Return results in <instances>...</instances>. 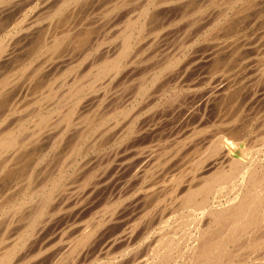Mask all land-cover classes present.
Here are the masks:
<instances>
[{
    "label": "bare ground",
    "instance_id": "1",
    "mask_svg": "<svg viewBox=\"0 0 264 264\" xmlns=\"http://www.w3.org/2000/svg\"><path fill=\"white\" fill-rule=\"evenodd\" d=\"M12 1V0H11ZM14 1V0H13ZM27 1L29 0H19L18 3H22L21 5H24V2L27 3ZM45 1V0H44ZM47 2L45 3L46 5H44L43 7L46 8V9H51L50 7V2L52 0H46ZM50 1V2H49ZM77 1H80V0H53L51 3L53 4V7L56 6V9H54L55 11L57 10L60 11L62 10L64 7L68 6L70 3H74L75 7H76V4L79 2ZM83 1V0H82ZM90 1V0H89ZM95 1V0H94ZM124 2V0H121ZM129 1V0H128ZM137 1V0H136ZM150 1V0H149ZM148 1V2H149ZM155 1V0H154ZM184 1V3L182 2ZM197 1V0H196ZM199 1V0H198ZM197 1V2H198ZM220 2H222L223 0H219ZM226 1L227 0H224V4H226ZM238 0H231L229 2V6L232 5V3L234 2H237ZM243 1V0H242ZM6 2L5 0H0V16L2 14H4L3 12H6L7 10L9 11L10 9V5L11 4H7L8 2H10L9 0H7V3H4ZM14 1V5H17L18 3ZM39 2V1H38ZM42 2V1H41ZM77 2V3H75ZM92 2V0H91ZM100 2V1H99ZM132 2V1H130ZM129 2V3H130ZM135 2V1H134ZM153 2V1H152ZM206 2V1H205ZM204 2V3H205ZM216 0H214V4H215ZM218 2V0H217ZM13 3V2H11ZM29 3V2H28ZM33 3V2H32ZM43 3V2H42ZM107 3V2H106ZM116 3V2H115ZM114 3V5H116ZM133 3V2H132ZM131 3V4H132ZM136 3V2H135ZM200 6L202 5L203 1L200 2ZM207 5H208V0H207ZM213 3V2H212ZM211 3V4H212ZM223 3V2H222ZM240 3V2H239ZM243 6L241 9L238 10V12H236L237 16H234V15H231L228 16L229 18H235V19H232L230 22L229 20H226V22H228V26H226V31H224L225 33H229L232 36L231 37H226L227 39H230V40H226L225 39H221L222 41H220L219 39L217 40L216 43L213 44L212 47H209L207 48V52H205V56L203 59H201V61L205 62V63H210V65H212L210 68L206 69V71L204 72V75L206 76V80L204 79V81H208V82H213L212 85L216 84L217 85H214L216 88L218 86V89H214V91H209V93L212 92L211 94V97H210V100L211 99H216L217 97H219L218 100H220V103L223 104L224 102H227V103H230V107H232V109L235 111L237 109V111L240 112V109L239 108H243L242 109V112L243 110L245 109L246 110V116L249 118V121L250 120H256L257 118V114H258V108H257V105H256V98H259V96L257 97L258 93H260V98L261 96L264 97V0H247V1H243ZM112 4V3H111ZM121 4V3H120ZM120 4H119V8H120ZM189 4H195V1L194 0H156L155 3L153 2L152 5L149 6V8H151L152 6H156V7H160L162 9V7H164L165 10H173L174 8L177 9L178 6L179 8H186V11L187 9H189L188 5ZM197 6L199 3H196ZM219 4V3H218ZM13 5V4H12ZM28 5V4H27ZM38 5V4H37ZM42 5V4H41ZM71 5V4H70ZM103 5V4H102ZM110 5V4H109ZM123 5V3H122ZM127 5V4H126ZM191 5V6H192ZM221 5V3H220ZM235 5V4H234ZM25 6V5H24ZM104 6V5H103ZM108 6V5H107ZM155 6L153 7V9L155 8ZM174 8H173V7ZM196 6V5H195ZM196 6V7H197ZM199 6V7H200ZM204 6V4L202 5V7ZM216 6V5H215ZM223 6V5H222ZM236 6V5H235ZM235 6H232L234 7L235 9L237 7ZM239 6V5H238ZM83 7V6H82ZM92 7V5L90 6ZM106 7V6H105ZM123 7V6H122ZM172 7V9H171ZM194 7V6H192ZM42 8V9H44ZM116 8V7H115ZM143 8V7H142ZM178 8V9H179ZM184 8V9H185ZM219 8V7H218ZM222 7H220L221 9ZM21 9V8H20ZM51 9V10H53ZM112 9V8H111ZM118 9V8H116ZM115 9V10H116ZM141 9V8H140ZM139 9V11H140ZM158 9V8H157ZM156 9V10H157ZM174 9V10H175ZM177 9V12H179L178 14L179 15H176L175 17H173L172 19L174 20V18H177L179 17L181 14L182 15H185L186 14V11L182 12L180 14V11ZM183 9V10H184ZM199 9V8H198ZM223 9V8H222ZM221 9V11H223ZM229 9V8H228ZM231 9V8H230ZM233 9V8H232ZM231 9V10H232ZM234 9V11H235ZM13 10V9H12ZM51 10H48V11H51ZM71 11V9H69ZM114 10V11H115ZM120 10V9H119ZM134 10V9H133ZM144 10H145V13H144ZM148 6H146V9L144 7L143 9V12H141L140 14L142 15L143 13L145 14V16L142 15V17H146L149 16L150 18L149 19V23H147V20L145 22V19H142L143 22L147 23L148 25L153 22V20L156 18V16L152 15L151 13H153V11H149L150 13L149 14H146V12H148ZM154 10V13L155 11ZM173 10V12H174ZM190 11L187 12L190 13L191 12V8L189 9ZM202 10V9H201ZM16 11V10H15ZM21 11V10H20ZM44 11V10H43ZM42 11V12H43ZM74 11V10H73ZM104 11V10H103ZM106 11V10H105ZM113 11V12H114ZM129 11V9H128ZM160 10H157L156 12H158ZM163 11V10H161ZM182 11V10H181ZM213 11V10H211ZM233 11V10H232ZM13 12V11H12ZM52 12V11H51ZM50 12V13H51ZM66 12V11H65ZM84 12V11H83ZM86 12V11H85ZM88 12V11H87ZM102 12V11H101ZM100 12V13H101ZM111 12V11H110ZM136 12V11H135ZM172 12V11H171ZM170 12V13H171ZM172 12V13H173ZM201 12V11H200ZM204 11H202L201 13L203 14ZM210 12V11H209ZM220 12V11H219ZM219 12H210V13H214L215 15V18L216 20L218 19V15L217 13L219 14ZM224 12V11H223ZM221 12V14L223 13ZM47 13V11H46ZM54 13V11H53ZM52 13V14H53ZM68 13H71V12H68ZM77 13V12H76ZM117 13V12H116ZM159 13V12H158ZM158 13H155L156 15ZM176 13V12H175ZM197 13V12H196ZM199 13V15L201 14ZM210 13H209V17H210ZM229 13V12H228ZM41 14V13H40ZM39 14V15H40ZM45 14V13H44ZM49 14V13H48ZM56 14V12L54 13V15ZM60 14V13H59ZM65 14V13H63ZM72 14V13H71ZM112 14V13H110ZM130 14V13H129ZM138 14V15H140ZM169 14V13H168ZM177 14V13H176ZM192 14V13H191ZM190 14V15H191ZM220 14V15H221ZM12 15V14H11ZM57 15V14H56ZM69 15V14H68ZM78 15V14H77ZM84 15V14H83ZM109 15V14H106V16ZM117 15V14H115ZM121 15V13H120ZM173 15V14H172ZM175 15V14H174ZM208 15V14H207ZM217 15V17H216ZM41 16V15H40ZM40 16H38V18L40 19ZM50 16V15H49ZM62 16V15H61ZM76 16V14H75ZM79 16V15H78ZM95 16V15H94ZM105 16V17H106ZM127 16V15H126ZM170 16V14H169ZM188 16V15H187ZM192 16V15H191ZM189 16V18L191 17ZM195 17L198 16V13L196 15H194ZM213 16V14H212ZM223 16V14H222ZM3 17V15L1 16ZM56 17H59V16H56ZM55 17V18H56ZM69 16H67L68 18ZM104 17V16H103ZM131 16H129L130 18ZM138 17V16H137ZM136 17V18H137ZM161 17V15H160ZM193 17V16H192ZM195 17L191 18V19H186L185 20V17H184V20L185 22L187 21V24H186V27L189 26L190 24H192V22L194 21L195 22V25L196 22L199 21V19L201 18L199 16V18L196 17V20H195ZM224 17V16H223ZM8 18V17H7ZM44 18V16H43ZM54 18V17H53ZM79 18V17H78ZM108 18V17H107ZM123 18H127V17H123ZM163 18V17H162ZM165 18V17H164ZM163 18V19H164ZM171 17H167V19H169ZM182 18V17H181ZM203 19L207 18V16L205 17H202ZM213 20H214V17H212ZM20 19V18H19ZM37 19V18H36ZM71 19V18H69ZM73 19V18H72ZM77 19V18H76ZM110 19V18H109ZM139 19V17H138ZM209 18H207V21H208ZM14 20V19H13ZM47 20V19H46ZM54 20V19H53ZM62 20V19H61ZM137 21V19H135ZM140 20V21H141ZM171 19H169L170 21ZM183 20V19H182ZM201 20V19H200ZM211 21H213L212 19H209L208 23ZM215 20V21H216ZM224 20V18L222 19ZM4 21V19H3ZM38 20L34 21L35 23L32 25V23L30 24L31 27H29L28 25V29L26 30H23V32L20 34V32H18L20 35L17 37V38H13V39H10V37H8L10 40L9 41H6L4 40L2 37L0 38V63L4 64L5 62H10L14 57H15V54H17V52L21 50V48H25V46L27 45V43H29L28 41H31L32 39V36L37 33V39H38V43H40V28H37V25L36 22ZM45 21V20H44ZM77 21V20H76ZM81 21V20H80ZM93 21V19H92ZM108 21V20H106ZM110 21V20H109ZM108 21V23H109ZM113 21V20H112ZM122 21V20H121ZM159 22L158 19H156V22ZM178 21V20H177ZM8 22V21H7ZM10 22V20H9ZM99 22V21H98ZM131 22V21H130ZM128 22V23H130ZM168 22V21H167ZM183 22V21H182ZM183 22V23H185ZM189 22V23H188ZM202 26H204L202 23V21H200ZM204 22V20H203ZM222 22V21H221ZM49 23V22H48ZM52 23V21H51ZM59 23V22H58ZM67 23V22H66ZM77 23V22H76ZM114 23V22H113ZM127 23V22H126ZM135 21L130 23V28L129 31L127 30V32L125 31L123 37H122V42L119 43V45L121 47L117 48V53L115 52L116 56L114 55V58H116L115 60H106L105 63H103L104 65L101 67V71H99V73L96 75V78H93V79H97V77H99L102 73H106V71L108 69H114L113 72H115V69H119L120 65H121V62H122V59L125 58V56L128 54L129 50L131 51V44L133 41H135V39L133 40V38L135 37V35H133V26L135 25ZM138 23L140 24V22L138 21ZM207 23V22H205ZM215 23V22H214ZM224 23V21H223ZM64 24V23H63ZM72 24V23H71ZM118 24V23H117ZM137 24V23H136ZM143 26L141 25V27L139 26V29L137 30L138 33H140L141 31H143V27L145 29V24L142 23ZM157 24H160V27H161V23H157ZM178 24V22H177ZM176 24V25H177ZM194 24V23H193ZM211 24V23H210ZM1 25V24H0ZM4 25V24H3ZM48 26H50V23L47 24ZM55 25V24H54ZM69 25V24H68ZM79 25H81L79 23ZM90 25V24H89ZM98 25V24H97ZM96 25V26H97ZM105 25V24H104ZM103 25V27H104ZM151 25V24H150ZM150 25L148 27H150ZM163 25V24H162ZM167 25V24H166ZM200 25V24H199ZM10 26V25H9ZM74 26V25H73ZM76 26V25H75ZM118 26V25H117ZM121 26V25H120ZM128 28H129V25L127 24ZM137 26V27H138ZM157 26V25H154V27ZM175 27V25H173ZM191 26V25H190ZM214 26V25H213ZM2 27V26H1ZM56 27V25H55ZM63 29H64V26H62ZM61 27V28H62ZM69 27V26H68ZM77 27V26H76ZM85 27V25H84ZM101 27V26H100ZM108 27V26H107ZM116 27V25H115ZM135 27V26H134ZM205 27V26H204ZM57 28V27H56ZM60 28V29H61ZM73 28V27H72ZM171 28V27H170ZM177 28V27H176ZM198 28V27H197ZM201 28V27H200ZM42 29V28H41ZM45 29V28H44ZM66 29V28H65ZM80 29V28H79ZM89 29V28H88ZM102 29V27H101ZM100 29V30H101ZM149 29V28H148ZM146 29V31L148 30ZM156 29V28H155ZM159 29V28H158ZM158 29H156V31H158ZM161 30L164 29V28H160ZM174 29V28H172ZM185 29V28H184ZM220 29V28H219ZM225 29V28H224ZM50 30V29H49ZM62 30V29H61ZM69 30V29H67ZM66 30V32H67ZM74 30V29H73ZM77 30V29H76ZM97 30V29H96ZM117 30V29H116ZM169 30V29H168ZM8 31V30H7ZM20 31V30H19ZM44 31V30H43ZM53 31V30H52ZM91 31V30H90ZM90 31L87 32V29L83 32H76L73 36V38L71 39L70 37V34L69 37L71 39L70 40H66V41H70L71 42V45L73 47V45L75 47H79V46H82V45H85L88 40L90 38H88L90 36ZM109 31H111L109 29ZM119 31H121L119 29ZM136 31V30H135ZM151 31V30H150ZM154 31V30H153ZM160 31V30H159ZM170 31V30H169ZM172 31V30H171ZM180 31V30H179ZM222 31V30H221ZM220 30L217 31V33L221 32ZM9 32V31H8ZM47 32V31H46ZM50 32V31H48ZM58 32V31H57ZM65 32V33H66ZM122 32V31H121ZM144 32V31H143ZM149 32V31H148ZM173 32V31H172ZM184 32V31H183ZM189 32H190V29H189ZM205 32V31H204ZM210 32V31H208ZM10 33V32H9ZM14 33V32H13ZM60 33V32H59ZM62 33V32H61ZM120 33V32H119ZM162 33V32H161ZM160 33V34H161ZM193 33V32H192ZM17 34V33H16ZM42 34V32H41ZM48 36H52L50 35L49 33H47ZM57 34V33H55ZM102 34V33H101ZM136 34V33H134ZM143 34V33H142ZM177 34V33H176ZM228 34V35H229ZM11 35V34H10ZM40 35V37H39ZM43 35V34H42ZM46 36V34H44ZM58 35V34H57ZM55 35V36H57ZM60 35V34H59ZM58 35V36H59ZM67 35V37H68ZM117 35V34H116ZM115 35V36H116ZM137 35V34H136ZM184 35V34H183ZM194 35V34H193ZM225 35V34H223ZM226 35V36H228ZM230 35V36H231ZM9 36V34H8ZM62 36V34H61ZM60 36V37H61ZM64 38H67L65 35H63ZM62 36V37H63ZM101 36V35H99ZM134 36V37H133ZM155 36V35H154ZM182 36V35H181ZM189 36V35H188ZM205 36V35H204ZM7 37V36H6ZM68 37V38H69ZM140 37V36H139ZM166 37V36H165ZM178 37V36H177ZM214 37V36H213ZM44 39H46L45 37H43ZM53 38V36H52ZM59 37H55L54 39V42L53 45H52V49H54L55 51H57L59 49V47H61V42H58V39ZM99 38V37H98ZM102 38V36H101ZM111 38V37H110ZM145 38V37H144ZM150 38V37H149ZM152 38V37H151ZM154 38V37H153ZM157 38V37H156ZM174 38V37H173ZM208 38V37H207ZM206 38V39H207ZM30 39V40H29ZM43 39V40H44ZM50 39V37L48 38ZM192 39V38H191ZM189 39V40H191ZM205 39V38H204ZM41 40V41H43ZM51 40V39H50ZM64 40V39H63ZM62 40V42H63ZM65 40H64V45H65ZM151 40V39H150ZM155 41V38L153 39ZM166 40V39H165ZM193 40V39H192ZM225 42H224V41ZM48 41V40H47ZM60 41V40H59ZM143 41V40H142ZM145 41V40H144ZM188 41V40H187ZM220 41V42H218ZM33 42V41H32ZM45 43V41H43ZM42 42V43H43ZM98 42V41H97ZM100 42V41H99ZM116 42V41H115ZM141 42V41H140ZM146 42V41H145ZM167 42V41H166ZM174 42V41H173ZM193 42V41H192ZM34 43V42H33ZM36 43V41H35ZM43 43V44H44ZM69 43V42H67ZM103 43V42H102ZM109 44V42H107ZM111 43H113L111 41ZM117 43V42H116ZM147 43V42H146ZM37 44V43H36ZM49 44V45H50ZM101 44V43H99ZM143 44V43H142ZM159 44V43H157ZM173 44V43H172ZM32 45V43H31ZM41 43L38 45L39 48H41L42 46H40ZM48 45V44H47ZM51 45L49 46V48L51 47ZM87 45V44H86ZM98 45V44H97ZM111 45V44H110ZM109 45V47H110ZM144 45V44H143ZM147 45V44H146ZM145 45V46H146ZM149 45V44H148ZM152 45V44H151ZM30 47V45H28ZM35 46V45H34ZM44 46V45H43ZM92 46V45H91ZM113 46V45H112ZM116 45H114L115 47ZM138 46V45H137ZM176 46V45H175ZM47 47V46H46ZM90 47V46H89ZM95 47V46H94ZM100 47V46H99ZM142 47V46H141ZM148 47V46H147ZM150 47V46H149ZM154 47V46H153ZM185 47V46H184ZM183 47V48H184ZM28 48V47H26ZM39 48H37L39 50ZM48 48V47H47ZM48 48V50H49ZM97 48V47H96ZM106 48V47H105ZM139 48V47H138ZM111 49V48H110ZM154 49V48H153ZM69 50H72V48H70ZM88 50V49H87ZM86 50V51H87ZM119 50V51H118ZM136 50V48H135ZM182 50V49H181ZM42 51V50H41ZM113 51V50H112ZM112 51L111 54H112ZM150 51V50H149ZM164 51V50H163ZM171 51V50H170ZM168 51V53L170 52ZM44 52V51H43ZM59 52V51H58ZM83 52V51H82ZM92 52V51H91ZM136 52V51H135ZM134 52V53H135ZM172 52V51H171ZM170 52V54H171ZM176 52V51H175ZM174 52V53H175ZM183 52V51H182ZM187 52V51H186ZM35 53V51H34ZM57 53V52H56ZM87 53V52H86ZM109 53V52H108ZM114 53V51H113ZM142 53V52H141ZM32 54V53H31ZM48 54V53H47ZM55 54V52H54ZM58 54V53H57ZM60 54V53H59ZM71 53L67 54V53H64L61 57L62 58H59L60 56H54L55 59H53L54 61H51L50 58L52 57V54H51V57L48 59V63H51V64H46L45 66H43L45 63L42 64L43 66V69L49 71L48 69H55L56 68V71L58 70L57 68H59L60 66L62 67L65 63H67L68 61H71L72 57L70 58L69 55ZM85 54V52H84ZM106 54V53H105ZM163 54V53H162ZM202 54V55H204ZM19 55V54H17ZM129 55V54H128ZM152 55V54H151ZM161 55V54H160ZM167 56V54H165ZM164 55V56H165ZM50 56V55H49ZM64 56V57H63ZM84 56V55H83ZM107 56V55H106ZM111 56V55H110ZM140 56V55H139ZM163 56V57H164ZM166 56H165V60L169 59V54H168V57L166 59ZM171 56V55H170ZM175 56V54H174ZM47 57V56H46ZM53 57V58H54ZM88 57V56H87ZM94 57V56H93ZM133 57V56H132ZM185 57V58H184ZM182 57L184 59H186V55ZM16 58V57H15ZM30 58V57H29ZM108 58V57H107ZM159 58V56H158ZM162 58V57H161ZM181 58V57H179ZM190 58L192 57H189V60H191ZM201 58V57H200ZM221 58V59H220ZM39 59V57H38ZM47 59V58H46ZM52 59V58H51ZM94 59V58H92ZM129 59V58H128ZM155 59V58H154ZM164 59V58H163ZM193 59V58H192ZM195 59V58H194ZM14 60V59H13ZM79 60V59H78ZM103 60V59H102ZM126 60V59H125ZM124 60V61H125ZM143 60V59H142ZM162 60V59H161ZM170 60V61H169ZM167 60L168 63H166V65H163L162 66H165L164 67V70L168 73H174V70H175V67H176V70L175 72L177 71V66L179 67L178 65V59L176 61H171V59ZM172 60H175V59H172ZM20 61V59H19ZM22 61V60H21ZM39 61V60H38ZM43 61V60H42ZM80 61V60H79ZM89 60H87L88 62ZM91 61V60H90ZM97 61V60H96ZM134 61V60H133ZM135 61H136V58H135ZM180 61V60H179ZM200 61V62H201ZM207 61V62H206ZM41 62V61H40ZM39 62V63H40ZM77 62V61H76ZM163 62V61H162ZM185 62V60H184ZM192 62V61H191ZM14 63V62H12ZM11 63V64H12ZM38 63V62H37ZM38 63V64H39ZM101 63V62H100ZM127 63V62H126ZM140 63V62H139ZM181 65H184V69L185 67L187 66V64H189V61L186 62L185 64L183 63L182 64V61H180ZM1 64V65H2ZM32 64H34L32 62ZM70 64V63H69ZM73 64V63H72ZM71 64V65H72ZM77 64V63H76ZM124 64V63H123ZM137 64V63H136ZM158 64V63H157ZM194 64V63H193ZM7 65V64H6ZM15 65V64H14ZM16 65H18L16 63ZM48 65V66H47ZM68 65V64H67ZM80 65V64H79ZM96 66L98 65V67L100 68V64H95ZM196 65V64H195ZM201 65V64H200ZM205 65V64H204ZM19 66V65H18ZM86 66V65H85ZM90 66V65H89ZM122 66V65H121ZM137 66V65H136ZM191 66V64H190ZM188 66V67H190ZM3 67V65H2ZM1 67V68H2ZM41 67V66H40ZM45 67V68H44ZM50 67V68H49ZM52 67V68H51ZM64 67V66H63ZM126 67V66H125ZM139 67V66H138ZM0 68V69H1ZM42 68V67H41ZM67 68V67H66ZM86 68V67H85ZM89 68V67H88ZM135 68V67H134ZM163 69V67H161ZM40 69V68H39ZM63 69V68H62ZM76 69V68H75ZM121 69V68H120ZM133 69V68H132ZM202 69V68H201ZM42 70V69H41ZM42 70L43 73H45V71ZM86 70V69H85ZM125 70V68H124ZM127 70V69H126ZM134 70V69H133ZM153 70V69H152ZM168 70V71H167ZM63 71V70H62ZM90 71V70H89ZM132 71V70H131ZM154 71V70H153ZM152 71V72H153ZM163 71V70H162ZM179 71V69H178ZM64 72V71H63ZM86 72V71H85ZM111 72V71H110ZM112 72V74H113ZM121 72V71H119ZM162 73L165 75V73ZM183 72V70H182ZM181 72V73H182ZM187 72V71H186ZM185 72V73H186ZM7 73V72H6ZM6 73H3V74H6ZM9 73V72H8ZM47 73V72H46ZM45 73V74H46ZM54 73V71H53ZM68 73V72H67ZM118 73V72H117ZM155 73V71H154ZM153 73V80H156L157 78H159V74H154ZM157 73V72H156ZM22 74V73H21ZM41 74V73H40ZM80 74V73H79ZM84 74V72H83ZM108 74V73H106ZM167 74V73H166ZM176 74L178 73H175V76H173V74H169L170 76H168V80H171L174 82L175 86H177V84H179L180 81H184V80H181V78L184 79L185 77V74H184V77L182 76H176ZM180 74V73H179ZM189 74V73H188ZM31 75V74H30ZM36 75V74H35ZM67 75V74H66ZM91 75V74H90ZM90 75L88 76V78L90 77ZM109 75V74H108ZM127 75H128V72H127ZM150 75V73H149ZM74 76V75H73ZM86 76V75H85ZM84 76V77H85ZM92 77H94L93 75H91ZM103 77L107 78L104 75H102ZM101 76V78H102ZM139 76V75H138ZM146 76V75H145ZM150 76V77H151ZM163 77V75H161ZM161 76H160V80H164L165 82L163 83H167L166 80L167 78L165 79H161ZM166 76V75H165ZM164 76V77H165ZM188 76V75H187ZM204 76V77H205ZM1 77V76H0ZM15 77V75H14ZM21 76H19L20 78ZM59 77V76H58ZM149 77V78H150ZM18 78V76L16 77ZM55 78V76H54ZM61 78V76H60ZM74 78V77H72ZM71 78V79H72ZM76 78V76H75ZM87 78V77H85ZM111 78V77H110ZM151 78V79H152ZM186 78V77H185ZM11 79V78H10ZM40 79V78H39ZM76 79H81V77L79 78H76ZM84 79V78H83ZM91 79V78H90ZM88 79V80H90ZM113 79V78H112ZM146 79V78H145ZM150 79V80H151ZM13 80V79H12ZM77 80V83L79 82ZM114 80V79H113ZM112 80V81H113ZM141 80V79H140ZM203 80V79H202ZM8 81V80H7ZM11 81V80H10ZM37 81V80H36ZM94 81V80H93ZM100 81V80H99ZM104 81V80H103ZM143 81V80H142ZM145 81V80H144ZM143 81V82H144ZM194 81V80H193ZM192 81V82H193ZM203 81V82H204ZM3 82H6V81H3ZM12 82V81H11ZM32 82V81H31ZM30 82V83H31ZM34 84H35V81H33ZM50 82V80H49ZM64 82H67V81H64ZM63 82V83H64ZM76 82V81H74ZM102 82V81H101ZM202 82V81H201ZM17 83V82H16ZM29 83V84H30ZM125 83V82H124ZM151 83L149 81V84L151 86ZM209 83V84H210ZM56 84V83H55ZM62 84V83H61ZM93 84V83H92ZM91 83L88 85H85L83 86L82 84H73L74 86H69V90H68V97H69V100L70 99H74V101L72 102L71 106L69 107V105L67 106L68 109H66L65 107V111L67 110V112L63 111L62 109V114L61 113H58L57 115L59 116L56 117L58 119H55V120H52L51 121V115H49V109H46L48 107L44 106L45 103H48L47 101L42 105L46 108H44L45 112H39L38 114V119H37V122L35 123V128L33 130H30V134H28L26 137H23L21 136L20 137V134L22 132H20L21 130H19V127H16L17 125H15L14 123V128L12 126V128L8 127L2 131H0V157L2 158V156L4 155H8L10 156L9 159L11 158H14L16 159L13 163V170L17 169V168H21L23 167L25 164V167L27 168V162H30L32 164V167H36L37 165L41 166L42 169H45L43 174H42V177H40V180H38L39 182L37 181H34L35 184L33 185L32 183V186L30 184L26 185L25 187L23 186L21 189H18L15 188L14 186L12 187L15 188L14 190H16V192L14 191H10L11 188H10V192H5L3 193L4 197L5 195H9L8 196V199L6 200V203L7 204H12L14 205L15 208L13 209H16L17 207L19 208L20 205H24L25 203L29 202L31 204H29V206L26 208L28 209V213H24L26 218H25V222H24V225L23 227L21 228L22 231H21V235L20 233L18 235V238H8V237H3V239L1 240L0 239V264H18L22 261H24L25 264L29 263H36L40 260L41 262V259H48L49 257H55V261H54V264L59 263V261H62L60 260V258H62L63 256H80L82 258H86L87 255L90 254V250L92 249V246L93 245H96L97 246V237L98 235H102L103 232H101V230H103V228H106L104 229V233L106 232V230L110 227V226H113V225H118L117 228L119 227L120 229V232L118 233H115L112 237H110V235L108 237H110L109 239L107 240H101L103 241V243L101 245H99L100 247V250H99V253L96 252V256H95V259L97 260L100 256H103L104 255H111L113 258L112 260L108 261V262H104V259H101V261L99 260L97 264H115L116 262V259H117V255H118V262L117 264H122V258L125 257L127 254H129L131 252V250L133 248H135L136 246V242L137 241H140L142 238H144V241H145V238L147 237L148 239L150 237H148L147 235L150 234L152 232V218L150 219H146V220H143L145 219L148 215V213L144 216H146L144 218L143 216V222L140 223V221H138V219H141L139 218V214L141 215V213L143 211H146L143 209V207L145 206L144 204L146 203V207L147 205L148 206H151L150 204L151 203H148L147 202H150L151 199L153 198V200H156L159 202V200H164L165 197H164V193L165 192H168L167 194L168 195H171L172 199L170 201V205H169V212H167L168 214L166 215H163L162 213L157 216L156 218L153 217V219H158L157 221H162V223L159 225V228H158V236L150 243H148V246H146V249L147 250V247H148V252H146V256H140L139 258L141 260H138V256L139 255H136V259L133 258L134 256L132 255V259H129L128 261L124 262L123 264H241V263H244V262H247V259H249L251 257L252 254H256L258 252H262L263 255L261 256L262 253H260V256H258L257 258V261H261V262H256L257 264H264V140L263 141H260V144L259 142L257 144H259L257 146V144L255 145V143L253 141H255L254 138L253 141H252V138H250L251 136L255 135L258 133V130L256 131L257 133H253V135L251 134V136L248 138L247 136V126L244 125V124H236V122L234 123L235 118L231 119V124H228L227 122V125L226 124H221L222 126L224 125V127H221V125L219 126L221 129L217 130L215 129L214 132H212V134H210V136H202V137H198L199 139L195 140L194 139H189V137L187 138V143L183 142V144L181 143L179 149H177L174 153L173 156H171V158L168 159V161L166 159H164L162 161V165H160L161 167L155 171L153 168L154 166L156 165V162L158 160V158H160V154L161 152H164V151H157L155 148H144V147H141L138 149L137 147L134 148L133 146H130L132 147L133 149L129 152L131 153V155L137 159L138 161V165H136V169L137 171H133L130 172L131 174L129 175V179L128 180L126 178V181L125 182H131L132 181V185H135L136 187L140 185V188L143 186L142 184L144 183V181H148V184L145 183V186H144V189L138 191L137 193V196L132 200V201H129L128 203H126V198H124L123 200H125V203H122L121 202L119 204V202L116 201V204L114 202V199H113V203L111 202V204H108V199H107V204L104 205L106 207H103L102 209H100L98 211V214L97 215H92V217H90L91 219H88L86 221H82L83 223H75V225L73 226L72 224V235L70 234V236H72L71 238H68L66 241H65V238H62V240L64 239V241L61 243H58L59 245L53 247L55 248L54 252H50V249L47 248V250H42L41 246H37V242L36 240L40 237V235L43 233V231L45 230L46 226L50 223L53 222V215L55 211H53L52 208H49V205H50V202L55 201V191L56 192H63L65 189H67L66 185L69 184V182H71V178H72V182L73 181H77V187H79L82 192L85 191L86 194H87V197L92 195L93 191L95 190V188L97 186H99L100 184H103V182L105 181V175L108 173V166H105V165H102V163H104V160L101 162L100 160H98V157L96 158V160H93V159H87V162H84L85 164H82L80 166L76 165L75 161H76V157L77 155H80V152L81 154H84L85 156L89 153L88 151H93V150H96V149H100V148H103V146L105 147L106 144H108V139H102L101 140V137L99 136L98 137V140H101V141H93L90 143L89 147L88 146H84V148L82 149L81 148V145L83 144V142L86 140V138L88 137V135L95 131V129L98 127L97 125L99 123L102 122V120H105L104 117L106 118L107 116H109L108 114H100V116L97 118L96 117V121L97 122H92L94 123H90V121L86 120L87 122L90 123V125H80L83 127V129L81 130V128H78L77 126H73L74 128H71L72 125L76 124V122L73 123L72 121V117H73V114L74 113H77L78 114H81L82 111H85V110H89L88 108L91 107L90 104H92V102H94V100H91L90 99H87L85 100L86 98H88L86 96V94H88L87 92L89 91V89L92 91V88H91ZM117 84V83H116ZM156 85L157 83H153V85ZM159 84V82H158ZM161 86H162V81L160 82ZM159 84V86H160ZM168 84V83H167ZM173 83L169 84L170 87L172 86ZM184 84V83H183ZM197 84V83H196ZM195 84V85H196ZM2 85V84H1ZM8 85V83L6 84ZM5 85V86H6ZM15 85V83H14ZM11 85L10 88L13 87H16V85ZM59 85V84H58ZM66 85L67 84H63ZM68 85H71L68 83ZM67 85V86H68ZM111 85V84H110ZM119 85V84H118ZM152 85V86H153ZM164 85V84H163ZM193 86H191V83L188 82V84H185V85H182L183 88L184 86L185 87V96L183 98H181V100L178 102L177 100V103L175 105V103H170L171 100L173 99H170V102L168 104H172V105H169V109L170 110H173V112H177L178 113V110L179 108H183L182 105L184 106L187 100V102L190 100V98H195L196 97V91L193 92V89H196L195 88V85L192 84ZM240 85L241 87L244 85L245 88H246V93H247V98L245 99L246 101V104L243 103V107H239V108H235L236 107V101H240L241 100V97H240V92L243 91V89L241 90L240 89ZM22 86V85H21ZM42 86V85H41ZM44 86V85H43ZM100 86V85H99ZM147 86L146 84H142L140 87H138L139 89V92L143 94V92H147V94H149V97L153 98L152 96L155 95V93L150 96V93H149V89H147ZM149 86V88H150ZM158 85L156 87H159ZM166 86V84H165ZM179 86V85H178ZM181 86V84H180ZM198 86V85H197ZM243 86V88H244ZM4 87V85H3ZM2 87V88H3ZM39 87V86H38ZM56 87V86H55ZM60 87V86H59ZM155 87V86H153ZM164 87V86H162ZM206 87V86H205ZM210 87V86H209ZM213 87V88H215ZM5 88V87H4ZM3 88V89H4ZM23 88V87H22ZM63 88V86L61 87V89ZM95 88V87H94ZM110 88V87H109ZM167 88V87H166ZM193 88V89H191ZM213 88L211 90H213ZM244 88V89H245ZM2 89V90H3ZM15 89V88H13ZM42 89V88H41ZM58 89V88H56ZM97 89V88H95ZM111 89V88H110ZM151 89V88H150ZM156 89V88H155ZM154 89V91H155ZM158 89V88H157ZM161 89V88H160ZM158 89V91L160 90ZM165 89V88H164ZM171 88H169L170 90ZM173 89V88H172ZM171 89V90H172ZM8 90L9 92V89H8V86L6 87V91ZM18 90V89H17ZM24 90V89H23ZM51 90V89H50ZM53 90V88H52ZM60 90V89H59ZM103 90V89H102ZM137 90V89H136ZM163 90V89H161ZM1 91V90H0ZM4 91V90H3ZM2 91V93H3ZM40 91V90H39ZM42 91V90H41ZM157 91V90H156ZM164 91V90H163ZM166 91V90H165ZM175 91V90H174ZM261 91V92H259ZM11 92V90H10ZM18 92V91H17ZM20 92V91H19ZM59 92V91H57ZM65 92H67V89L65 90ZM109 92V91H108ZM173 92V90H172ZM176 92H178L176 90ZM183 92V91H182ZM182 92H180L181 94H183ZM189 92V93H188ZM1 93V94H2ZM55 93V92H54ZM53 93V94H54ZM94 93L93 95L95 96V92H92ZM168 93V92H167ZM174 93V92H173ZM172 93V95H173ZM179 93V92H178ZM177 93V94H178ZM194 93V95L192 94ZM206 93V92H205ZM240 93V94H239ZM46 94V93H45ZM50 94V93H49ZM47 94V95H49ZM57 94V93H56ZM54 94V96L56 95ZM109 93H107L108 95ZM120 94V93H119ZM139 94V93H138ZM152 94V92H151ZM170 94V93H169ZM177 94H175L176 96V99H177ZM8 95V93H7ZM25 95V94H24ZM47 95H44V97L46 96V98L48 97ZM62 95V94H61ZM60 95V96H61ZM89 95V94H88ZM99 95V94H98ZM110 95V94H109ZM144 95V94H143ZM146 95V94H145ZM144 95V96H145ZM160 95V94H159ZM191 95V96H190ZM203 95V94H202ZM206 95V94H205ZM4 96L5 95V92H4ZM19 96V95H18ZM51 95H49L50 97ZM65 96V93L64 95ZM93 96V97H94ZM112 96V94H111ZM142 96V97H144ZM147 96V95H146ZM145 96V98H146ZM169 96V95H168ZM178 96H180L178 94ZM183 96V95H182ZM181 96V97H182ZM209 96V95H208ZM207 96V97H208ZM241 96H244V95H241ZM0 97H3V94L2 96ZM7 97V96H6ZM15 97V96H14ZM29 97V96H28ZM38 97V96H37ZM48 97V98H49ZM53 97V96H52ZM51 97V98H52ZM141 97V98H142ZM148 97V99L150 100V98ZM164 97V96H163ZM190 97V98H189ZM216 97V98H215ZM237 97L240 99L238 100ZM9 98V97H7ZM16 98V97H15ZM45 99V100H48ZM97 100L98 97H95ZM102 97H100L101 99ZM209 98V97H208ZM244 98V97H243ZM259 98V100H260ZM1 99V98H0ZM3 99V98H2ZM14 99V98H13ZM18 99V98H16ZM44 100V98H42ZM61 99V98H60ZM111 99V98H110ZM206 99V98H205ZM237 99V100H236ZM263 99V98H262ZM7 100V99H5ZM41 100V98H40ZM38 99L39 102H42ZM44 100V101H45ZM52 101V99H50ZM49 100V102H51ZM68 100V99H67ZM66 100V101H67ZM99 100V99H98ZM168 100V101H169ZM195 100V99H194ZM193 100V101H194ZM204 100V99H203ZM208 100V99H207ZM222 100V101H221ZM243 100V99H242ZM241 100V101H242ZM54 101V100H53ZM61 101V100H60ZM85 101L83 104L82 102ZM106 101V100H105ZM128 101V99H127ZM147 101V100H146ZM175 101L174 99L172 100V102ZM206 101V100H205ZM212 101V100H211ZM11 102V101H10ZM58 102V101H57ZM68 102V101H67ZM65 102V103H67ZM120 102V101H119ZM136 102V101H135ZM140 102V100H139ZM143 102V101H142ZM192 102V99L190 101V103L188 102V104H191ZM202 102V101H201ZM214 102V100H213ZM54 102H52V105H53ZM59 103V102H58ZM57 103V104H58ZM122 103V102H121ZM130 103V102H129ZM132 103V102H131ZM154 103V102H153ZM158 103V102H157ZM160 103V101H159ZM193 103V102H192ZM204 103V102H203ZM207 103V102H205ZM217 103V102H216ZM219 103V102H218ZM219 103V104H220ZM240 103V102H239ZM260 103V102H259ZM18 104V103H17ZM36 104V102H35ZM94 104V103H93ZM92 104V105H93ZM138 104V103H137ZM155 104V103H154ZM187 104V103H186ZM199 104V103H197ZM212 104V103H211ZM242 104V102H241ZM33 105V104H32ZM50 104L48 103L47 106H49ZM51 105V106H52ZM64 105V104H62ZM142 105V104H141ZM153 105V104H151ZM166 105V104H164ZM163 105V106H164ZM175 105V107L173 106ZM194 105V104H193ZM192 105V106H193ZM218 105V104H217ZM224 105V104H223ZM222 105L221 106H218L222 109H219L220 111L218 110H214V111H217L219 112H227L226 108H224V106ZM246 105V106H245ZM261 105V103H260ZM263 105H264V101H263ZM2 106V105H1ZM27 106V104H26ZM59 106V105H58ZM98 106V105H97ZM105 106V105H104ZM133 106V105H132ZM143 106V105H142ZM147 106V105H146ZM149 106V105H148ZM162 106V107H163ZM168 106V105H167ZM186 106V105H185ZM184 106V108H185ZM190 106V105H189ZM189 106L187 108H189ZM204 106V105H203ZM211 106V105H210ZM213 106V105H212ZM216 106V105H215ZM226 106H229L228 104L225 105ZM259 106V104H258ZM63 107V106H62ZM78 107V111H77V108ZM134 107V106H133ZM140 107V106H139ZM145 107V106H144ZM155 107V105H154ZM157 107V106H156ZM155 107V108H156ZM217 107V106H216ZM230 107H227V108H230ZM263 107V106H262ZM27 108V107H26ZM30 108V107H29ZM40 108V107H39ZM38 108V109H39ZM58 108V107H57ZM110 108V107H109ZM128 108V107H127ZM153 108V107H152ZM166 108V107H165ZM167 108V109H168ZM196 108V107H195ZM212 108V107H211ZM53 109V108H52ZM59 109V108H58ZM113 109V108H112ZM116 109V108H114ZM113 109V110H114ZM125 109V108H124ZM135 109V108H134ZM141 109V108H140ZM149 109V108H148ZM151 109V107H150ZM177 111H175V110ZM194 109V108H193ZM203 109V108H202ZM206 110V107L204 108ZM226 109V110H225ZM231 109V108H230ZM230 109L228 110L230 112ZM231 109V110H232ZM16 110V109H15ZM80 110V111H79ZM102 110V109H101ZM118 110V109H117ZM132 110V109H131ZM164 110V109H163ZM190 110V109H189ZM221 110H224V111H221ZM233 110L231 111L233 114H235L233 112ZM245 110H244V113H245ZM54 111V110H53ZM53 111H51V113H53ZM96 111V110H94ZM98 111V110H97ZM129 111V110H128ZM167 111V110H166ZM187 111V110H186ZM186 111H185V114L186 115ZM194 111V110H192ZM236 111V112H237ZM58 112V110H57ZM88 111H86L87 113ZM105 113L107 111H104ZM147 112V111H146ZM169 112V111H168ZM184 112V111H182ZM205 112V111H204ZM208 112V111H207ZM13 113V112H12ZM21 113V112H19ZM30 113V112H28ZM95 114L92 112H90V114ZM118 113V112H116ZM126 113V112H123V114ZM128 113V112H127ZM133 113V112H132ZM137 113V112H136ZM139 113V112H138ZM137 113V114H138ZM152 113V112H151ZM171 113V112H170ZM169 113V114H170ZM181 113V111H180ZM179 113V114H180ZM193 113V112H192ZM195 113V112H194ZM264 113V112H263ZM262 113V114H263ZM16 114V113H15ZM25 114V113H24ZM31 114V113H30ZM60 114V115H59ZM89 114V113H88ZM89 114V115H90ZM97 114V113H96ZM99 114V113H98ZM131 114V113H130ZM134 114V113H133ZM133 114H131L133 116ZM140 114V113H139ZM143 114V113H142ZM176 114V113H175ZM198 114V113H197ZM206 114V112L204 113V115ZM210 114V113H209ZM242 114V113H241ZM22 115V113H21ZM76 114H74V119ZM88 115V116H89ZM118 115V114H117ZM122 115V114H121ZM125 115V114H124ZM183 115V114H181ZM183 115V117H184ZM204 115L200 116V113L199 115H196L198 116V118L196 119V117H194L196 120L192 123V125L190 124V127H187L189 126V124L185 126V124L182 122V126L184 124L185 128H183L182 126H180V128L182 127L183 129L178 131L177 128H176V131L179 135H176L177 133H173L171 132L170 136L174 137L173 139V142L176 141L175 138L176 136L177 137H182L183 135L184 136H188L192 131H195L194 134H198L196 132H199L200 128H197V126L199 127L200 125L202 126L201 128H204L205 124L209 123V121H207L208 119H210V114L209 117H204ZM214 115V114H213ZM217 115V113H216ZM215 115V116H216ZM222 115V114H221ZM228 115V114H226ZM260 115V114H259ZM264 115V114H263ZM17 116V115H16ZM20 116V115H19ZM33 116V115H31ZM82 116V115H81ZM91 116V115H90ZM111 116L112 113H111ZM135 116H137L135 114ZM140 116V115H139ZM138 116V117H139ZM151 116V115H150ZM170 116V115H169ZM190 117L192 116L191 113L188 115L187 114V117ZM208 116V114L206 115ZM225 116V115H224ZM15 117V116H14ZM21 117V116H20ZM55 117V116H54ZM80 117V116H78ZM84 117V116H83ZM110 117V116H109ZM115 117V116H114ZM186 117V116H185ZM193 117V116H192ZM203 117L205 120H203ZM217 117V116H216ZM226 117V116H225ZM223 117V119L225 118ZM19 118V117H18ZM17 118V119H18ZM34 118V117H32ZM53 118V117H52ZM89 118V117H88ZM126 118V117H125ZM221 118V117H219ZM218 118V119H219ZM264 118V117H263ZM6 119V118H5ZM14 119V118H13ZM22 119V117H21ZM24 120L26 118H23ZM85 119V117H84ZM91 119H94V118H91ZM135 118H133L134 120ZM190 119V118H189ZM217 119V120H218ZM222 119V120H223ZM27 120V119H26ZM31 120V119H29ZM76 120V119H75ZM74 120V121H75ZM79 120V119H77ZM80 120L83 121L82 117H80ZM79 120V121H80ZM107 120V119H106ZM118 120V119H117ZM124 120V119H123ZM170 120V119H169ZM168 120V121H169ZM174 120V119H173ZM184 120V118H183ZM186 120V118H185ZM184 120V122H186ZM193 120V119H192ZM216 120V118H215ZM220 119V121H222ZM238 120V119H237ZM240 120V119H239ZM241 120H242V117H241ZM244 120V119H243ZM258 120V119H257ZM14 121V120H13ZM18 121H22V120H18ZM36 121V119H35ZM80 121V122H82ZM84 120L83 124H85L86 122ZM115 121V120H114ZM132 121V120H131ZM130 121V122H131ZM222 123V122H220ZM248 121V123H249ZM27 122V121H25ZM29 122V121H28ZM78 122V123H80ZM188 122V121H187ZM196 122L195 125H193L194 123ZM214 123V119L212 121ZM215 122H218V121H215ZM238 122V121H237ZM243 122V121H240V123ZM17 123V121H16ZM20 123V122H19ZM122 123V122H121ZM190 123V121H189ZM246 123V122H245ZM251 123H253L251 121ZM257 123V122H256ZM259 123V122H258ZM257 123V124H258ZM263 123V122H262ZM4 124V123H3ZM18 124V123H17ZM116 124V123H115ZM211 124V123H210ZM23 125V124H22ZM127 125V124H126ZM126 125H123V127H121V131H116V132H113L111 134V138L113 139L114 141V144L120 142L122 143L121 141H123L126 137H129L130 134L133 133V129H132V124L130 125H127L128 127L125 128ZM24 126V125H23ZM26 126V125H25ZM88 126V127H87ZM29 127V126H28ZM27 127V128H28ZM85 127V128H84ZM93 127V128H92ZM114 127V125H113ZM119 127V126H118ZM175 127V126H174ZM187 127V128H186ZM219 127H214V128H219ZM250 127V126H249ZM248 127V128H249ZM258 127V126H257ZM263 127V126H262ZM24 128V127H23ZM33 128V127H31ZM71 128V130L69 131V134L67 133V130H69ZM211 128V127H210ZM120 129V128H118ZM116 128V130H118ZM158 129V128H157ZM205 129V128H204ZM212 129V128H211ZM26 130V129H25ZM24 130V131H25ZM109 130H112V127L107 129V131ZM155 130V129H154ZM173 130V129H172ZM254 130V129H253ZM264 130V129H263ZM106 131V132H107ZM136 131V129L134 130ZM138 131V130H137ZM207 130L205 129V132ZM255 131V130H254ZM103 132V131H102ZM147 132V131H146ZM169 132V131H168ZM202 131H200L199 133H201ZM204 132V133H205ZM29 133V132H28ZM67 133V134H66ZM143 133V132H142ZM203 133V132H202ZM201 133V134H202ZM208 132H206L207 134ZM263 133V137H264V131L262 132ZM25 134V133H24ZM66 134V135H65ZM150 134V133H149ZM182 134V135H181ZM205 134V135H206ZM261 134V133H260ZM191 135V134H190ZM189 135V136H190ZM106 136V135H105ZM104 136V137H105ZM166 136V135H165ZM169 136V135H168ZM199 136V134H198ZM201 136V135H200ZM109 137V136H108ZM179 137V138H180ZM192 137V135H191ZM190 137V138H191ZM262 137V139H264ZM26 138V139H25ZM57 138V142H56V146H53L55 145L53 140ZM93 138V137H92ZM96 138V137H95ZM179 138L177 139V141L179 140ZM111 139V140H112ZM133 139V138H132ZM170 139L169 138V143L170 142ZM260 139V138H259ZM258 139V140H259ZM65 140H67V145L65 144ZM186 140V139H183V141ZM48 141H52V144L50 147H52V149H54L53 147H59V149H63V147H65V151L63 153H61V155H59L60 158H58L57 156V160H55V162L53 161H50L48 160V158L50 157L49 155L52 153V150H51V153L48 155L46 154L45 152H47L45 149H46V146H48V144H46ZM91 141V140H90ZM113 141L111 142L112 145H113ZM150 141V140H149ZM176 141V142H177ZM98 142V144H97ZM110 142V141H109ZM172 142V143H173ZM182 142V141H180ZM119 143V146L121 145ZM158 143V142H157ZM87 144V143H86ZM142 144V143H141ZM160 144V143H159ZM163 144V143H162ZM185 144H187V146H185ZM117 145V144H116ZM115 145V146H116ZM165 145V144H164ZM202 145V148H204V150L199 149H196L195 147H198ZM204 145V146H203ZM206 145V146H205ZM153 146V145H151ZM159 145H157L158 147ZM175 146V145H174ZM156 147V146H155ZM161 147V145L159 146ZM167 147V146H166ZM128 148V147H127ZM142 148V149H141ZM163 148V147H161ZM178 148V147H177ZM197 150L198 152H201V157H196L198 158V160L196 161V163H194V165H190L191 168L189 169L187 164H191V161L190 163H187L185 156L187 154V156H189L190 154H188L190 151L192 152L194 149ZM49 149V148H47ZM51 149V148H50ZM130 150V148H128ZM172 149H175V148H172ZM193 149V150H192ZM101 150V149H100ZM104 150V149H103ZM109 150V149H108ZM107 150V152H108ZM115 150V148H114ZM128 150V151H129ZM165 150V149H164ZM189 150V151H188ZM54 151V150H53ZM113 151V150H112ZM119 151V150H118ZM123 151V150H122ZM121 151V152H122ZM125 152L126 149L124 150ZM170 151V150H169ZM196 151V152H197ZM203 151V152H202ZM57 152L54 151V153ZM166 152V151H165ZM188 152V153H187ZM194 152V151H193ZM197 152V153H198ZM59 153V152H58ZM95 153V151H94ZM97 153V152H96ZM101 153V152H100ZM113 153V152H112ZM124 153V152H123ZM57 154V153H56ZM107 154V153H106ZM114 154V153H113ZM168 154V153H167ZM203 154V155H202ZM104 155V154H103ZM102 155V157H103ZM112 155V154H111ZM163 155V154H162ZM194 155V154H193ZM196 155V154H195ZM198 155V154H197ZM165 156V155H164ZM52 157V156H51ZM50 157V158H51ZM84 157V156H83ZM119 157V156H118ZM117 157V158H118ZM0 158V159H1ZM7 158V157H6ZM49 158V159H50ZM93 158V156H92ZM100 158V156H99ZM132 158V157H131ZM166 158V157H165ZM188 158H191L190 157H187ZM13 159V160H14ZM95 159V158H94ZM110 159V158H109ZM130 159V158H129ZM132 159V161L134 160ZM195 159V158H193ZM0 160L1 163H0V181L1 179H6L7 177L9 179H6L7 181L8 180H11L12 178H16V175L15 173L13 174V170H4L5 169V166H8L6 165V163H3L5 162L6 160ZM18 160V161H17ZM166 160V161H165ZM189 160V159H188ZM192 160V159H191ZM11 161V160H10ZM7 162V163H10ZM49 161V163H48ZM106 161V160H105ZM136 161V162H137ZM184 161V162H183ZM193 161V160H192ZM53 162V163H52ZM187 163L186 166L189 170H187V168L184 166V168L181 169L182 167V163ZM43 163H46L47 166H42ZM79 163V162H77ZM114 163V162H113ZM131 163V162H129ZM158 163L160 164V162L158 161ZM192 163V164H193ZM80 164V163H79ZM116 164V163H115ZM122 164V163H121ZM29 165V164H28ZM49 165H53L52 168L48 167ZM107 165V164H106ZM108 165H111V164H108ZM114 165V164H113ZM117 165V164H116ZM119 165V164H118ZM30 166V165H29ZM28 166V167H29ZM132 166H134V164H132ZM131 166V167H132ZM159 166V165H158ZM25 167H24V170H25ZM80 167V168H79ZM31 168V166H30ZM37 168V167H36ZM49 168V169H48ZM33 169V168H32ZM31 169V170H32ZM132 169V168H131ZM132 169V170H134ZM193 169V170H192ZM20 170V169H19ZM23 170V169H22ZM21 170V172H22ZM27 170V169H26ZM30 170V169H29ZM31 170L29 171V173H27V179L28 180H32L31 179ZM35 170V169H34ZM41 170V169H40ZM48 170H50V172H47ZM154 170V174H153V171ZM188 171V174L187 176L189 175L190 177H186L185 175H181L182 172L184 171ZM192 170V171H191ZM36 171L38 170H35V172H32L35 174ZM43 171V170H41ZM54 171V172H53ZM124 171V170H123ZM15 172V171H14ZM20 172V174H21ZM27 172V171H26ZM25 172V173H26ZM16 173H17V170H16ZM42 173V172H41ZM40 173V175H41ZM52 173V174H51ZM127 173V172H126ZM19 174V173H18ZM19 174V175H20ZM115 174V173H114ZM129 174V172H128ZM133 174V175H132ZM12 175V176H11ZM18 175V176H19ZM44 175V176H43ZM17 176V177H18ZM23 178L22 177H18L19 178H22L24 179L25 178V175L23 174ZM34 176V175H33ZM32 176V177H33ZM34 176V180H37L39 175L37 174V178ZM69 176H71V178H68ZM110 176V175H109ZM114 176V175H113ZM131 176V178H130ZM183 176V178H182ZM11 177V178H10ZM108 177V176H107ZM36 178V179H35ZM17 179V180H18ZM69 179V181H68ZM14 180V179H13ZM110 180V179H109ZM16 181V180H14ZM13 181V182H14ZM21 181V182H20ZM18 181L19 184L25 182V181H22L20 180ZM117 181V180H116ZM4 182H6L4 180ZM17 182V181H16ZM15 182V183H16ZM27 182V181H26ZM31 182V181H29ZM27 182V183H29ZM33 182V180H32ZM39 183V184H38ZM76 183V182H75ZM123 183V181H122ZM38 184V185H37ZM71 184V183H70ZM69 184V185H70ZM11 184L9 183L8 187L10 186ZM24 185V184H22ZM76 185V184H75ZM117 185V184H116ZM17 186V185H16ZM31 186V187H30ZM72 186V184H71ZM113 186V185H112ZM111 186V187H112ZM134 186V187H135ZM1 187H3L1 185ZM0 187V189H1ZM7 187V189H8ZM66 187V188H65ZM5 188V187H4ZM69 188V187H68ZM73 188V187H72ZM70 188V189H72ZM75 188V187H74ZM105 188V187H103ZM138 188V187H137ZM6 189V190H7ZM5 190V191H6ZM80 190V191H81ZM119 190V189H118ZM117 190V191H118ZM71 191V190H70ZM101 191V190H100ZM126 191V190H125ZM130 191V190H129ZM127 191V192H129ZM163 195L161 192H163ZM3 192V191H2ZM65 192V191H64ZM79 192V190H78ZM77 192V193H78ZM72 193V191H71ZM69 193V194H71ZM75 193V191L71 194L73 195ZM90 193V194H89ZM32 194H35L34 196H40L41 198L38 199L36 201V199L34 200L35 201V204H33L32 202V198L31 196H33ZM58 194V193H57ZM63 194V193H62ZM96 194V193H94ZM125 194V193H124ZM136 194V193H134ZM2 195V194H1ZM31 195V196H30ZM116 195H119L116 194ZM121 195V194H120ZM162 195V196H161ZM167 195V196H168ZM6 196V197H7ZM57 196V195H56ZM68 196V195H66ZM77 196V195H76ZM86 196V195H84ZM112 196V195H111ZM132 196V194L130 195ZM129 196V197H130ZM164 197V199H162L161 197ZM166 196V197H167ZM5 197V198H6ZM75 197V195L73 196ZM79 197V196H78ZM126 197V196H125ZM128 197V198H129ZM160 197V198H159ZM1 198V196H0ZM84 198V197H83ZM120 199V197H118ZM117 198V199H118ZM122 198V197H121ZM127 198V200H128ZM131 198V197H130ZM3 199V197H2ZM0 199V204L2 203ZM80 199V198H78ZM78 199H75L76 202L78 201ZM90 199V198H89ZM4 201V200H3ZM54 201H53V204H54ZM81 201V200H80ZM89 201V200H88ZM165 201V200H164ZM163 201V203H164ZM37 202V203H36ZM56 202V201H55ZM79 202V201H78ZM94 202V201H93ZM110 202V201H109ZM157 202V204H158ZM166 202V201H165ZM58 203V202H57ZM64 205L65 203L66 206L68 205H72L70 203H73L72 200H71V197H67L65 198V200L63 201ZM5 204V201L4 203H2V205ZM6 204V206H7ZM96 204V203H95ZM101 204V203H100ZM156 204V208L153 209V210H156L159 206V204L157 205ZM10 205V206H12ZM19 205V206H18ZM35 205V206H34ZM52 205V204H51ZM83 205V204H82ZM87 205V204H85ZM119 205H121L119 207ZM27 206V205H26ZM24 206V208L26 207ZM63 209V206L62 204L60 205ZM64 206V207H66ZM117 206L119 207L117 209ZM52 207V206H51ZM55 207V206H54ZM76 207V206H75ZM84 207V206H82ZM81 207V208H82ZM90 207V206H89ZM102 207V206H101ZM165 207V206H164ZM23 208V207H22ZM80 208V209H81ZM100 208V207H99ZM98 208V209H99ZM148 208V207H147ZM167 208V207H166ZM78 209V208H77ZM84 209V208H82ZM152 209V207H151ZM150 209V210H151ZM5 210V209H4ZM21 210V209H20ZM59 210V209H58ZM56 210V211H58ZM75 210V209H74ZM149 210V211H150ZM158 210V209H157ZM11 211V210H10ZM16 211L19 212V209L17 210H14L13 214L14 213H17ZM24 211V210H23ZM26 211V212H27ZM78 211V210H77ZM88 211V210H87ZM127 211V213H126ZM161 211V210H160ZM65 212V211H63ZM130 212V213H129ZM21 214V216H23V214L21 212H19ZM59 213V212H58ZM62 213V211H61ZM80 213V212H79ZM92 213V211H91ZM95 213V212H94ZM97 213V212H96ZM124 213L127 216V219L124 221V220H120L121 218H123L122 216H126L124 215ZM129 213V214H128ZM156 213V212H154ZM153 213V214H154ZM158 213V212H157ZM4 214V213H3ZM12 214V213H11ZM68 214V212H67ZM145 214V213H144ZM57 215V214H56ZM65 215V214H64ZM83 215V214H82ZM143 215V214H142ZM15 216V214L13 215ZM12 216V217H13ZM19 218L21 217L20 215L17 214L16 217ZM24 216V217H25ZM74 216V215H73ZM85 216V215H84ZM137 216V217H136ZM136 217V218H135ZM138 218V219H137ZM14 219V218H13ZM18 219V218H17ZM17 219H14V220H11V223H15L16 224V220ZM23 219V218H20V220ZM124 219V218H123ZM137 219V220H136ZM10 220V219H9ZM17 220L20 222H22V220ZM148 220V221H147ZM8 221V220H7ZM13 221V222H12ZM137 221V222H136ZM154 221V220H153ZM23 223V222H22ZM73 223V222H71ZM140 223V225H139ZM1 224V223H0ZM9 224V223H8ZM18 224V222H17ZM68 224V223H67ZM12 225V224H11ZM9 225V226H11ZM7 226V225H6ZM16 226V225H15ZM19 226V225H18ZM68 226V225H67ZM4 227V226H3ZM14 227V226H13ZM70 227V225H69ZM103 227V228H102ZM115 227V226H114ZM113 227V228H114ZM5 228V227H4ZM112 228V227H110ZM109 228V230H110ZM156 228V227H155ZM20 229V230H21ZM154 229V228H153ZM3 230V229H2ZM19 230V228H18ZM17 230V231H18ZM108 230V232H109ZM118 230V229H117ZM156 230V229H155ZM4 231V230H3ZM12 231V230H11ZM15 231V230H13ZM62 231V229H61ZM69 231V230H67ZM2 232V231H1ZM9 232V231H8ZM64 232V231H63ZM106 232V233H108ZM113 232V231H112ZM155 232V231H154ZM153 232V233H154ZM4 233V232H3ZM47 234V233H46ZM74 234V235H73ZM52 235V234H51ZM63 235V234H62ZM67 235V234H66ZM5 236V235H4ZM11 235H9L10 237ZM17 236V235H16ZM69 236V237H70ZM104 236V235H103ZM64 237V236H63ZM47 238V237H46ZM107 238V237H106ZM105 238V239H106ZM56 239V238H55ZM28 240H29V243H28ZM54 240V239H53ZM100 240V239H99ZM36 242V243H35ZM28 243V244H26ZM48 243V242H47ZM50 243V242H49ZM25 245H27V247H29V249L27 247H25ZM139 245V244H138ZM137 245V246H138ZM50 247V244L48 245ZM52 246V245H51ZM54 246V245H53ZM139 247V246H138ZM142 247V245H141ZM25 248H27V250H25ZM52 248V247H51ZM95 248V247H94ZM98 247H96L97 249ZM118 248V249H117ZM140 248V247H139ZM137 249V248H136ZM245 251L247 250L248 251V256H245V257H241V254L243 253L241 250H244ZM117 250V251H116ZM135 250V249H134ZM141 250V249H140ZM53 251V250H52ZM94 252L97 251V250H93ZM133 251V250H132ZM244 251V252H245ZM21 252V254L19 255V253ZM50 252V254H49ZM113 252H117L116 254L113 253ZM242 252V253H241ZM247 253V252H245ZM93 254V252H92ZM91 254V255H92ZM91 255L89 256L91 258ZM97 255H100L97 257ZM145 255V253H144ZM58 256V257H57ZM94 256V255H93ZM128 257V256H127ZM65 258V257H64ZM72 258V257H71ZM87 257V259H90ZM43 259V260H44ZM46 259V260H47ZM51 258H49L48 260H50ZM54 259V258H53ZM83 259V260H84ZM100 259V258H99ZM128 259V258H127ZM42 260V261H43ZM44 260V261H46ZM65 260V259H64ZM76 260H80L79 258ZM75 260V261H76ZM82 260V259H81ZM103 260V261H102ZM124 260H126V258H124ZM251 260V258H250ZM256 260V258H255ZM73 261V259H72ZM64 262H68V261H64ZM79 262V261H77ZM86 262V260L84 261ZM97 262V261H96ZM253 262V261H251ZM250 262V264H251ZM81 263H83L81 261ZM248 263V262H247ZM37 264V263H36ZM39 264V263H38ZM42 264V262H41ZM60 264V263H59ZM62 264V263H61ZM73 264L74 261H73ZM77 264V263H76ZM84 264V263H83ZM246 264V263H245ZM249 264V263H248Z\"/></svg>",
    "mask_w": 264,
    "mask_h": 264
},
{
    "label": "rangeland",
    "instance_id": "2",
    "mask_svg": "<svg viewBox=\"0 0 264 264\" xmlns=\"http://www.w3.org/2000/svg\"><path fill=\"white\" fill-rule=\"evenodd\" d=\"M6 2H4V3H7V0H5ZM10 2H8L7 4H11L10 6V9H9V11L7 10L6 12H3L4 14H2L3 15V17H1L0 16V38L2 37L4 40H6V39H8V40H6V41H9L10 39H13L14 37L15 38H17L22 32H23V30H27L29 27H31V23H32V25L35 23L34 21H36V20H38L37 22H36V24H38L37 25V28H40V35H41V37H40V35H39V37L41 38L39 41H40V43H41V45L40 46H42L41 48H39L38 47V45L40 44V43H38V39H37V33H35L33 36H32V39H31V41H28L29 43H27V45L25 46V48L23 47V48H21V50H20V52L18 51L17 52V54H19V55H17V54H15V57L10 61V62H5L4 64H2V63H0V68L2 67V65H3V67L0 69V96H2V94H3V97H0L1 99H0V131H2V130H4V129H6V128H8V127H10V128H12V126H13V128H14V126L15 125H17L16 127H18V126H20L21 125V127H19V130H21L20 132H22L21 134H20V137L19 138H21V136H22V138L23 137H26L28 134H30V130H33L34 128H35V123L37 122V119H38V114H39V112L41 111V112H45V110H44V108H46V107H48V108H46V109H49V110H51V111H53V113H51V111H49L50 113H49V115H51L52 117H51V121L52 120H55V119H58L59 118V116L57 115L58 113H61L62 114V109H63V111H65L64 109L69 105V107L71 106V104H72V102L74 101V99H70L69 100V97H68V90H69V86H74L73 84H77V85H79V84H82L83 86H85V85H88L89 86V84L91 83H93L92 85H91V88H92V86H93V88H92V91L89 89V91L87 92L88 94H86V96L88 97V98H86L85 100H87V99H90L91 98V100H94V102H92V104H90V106L91 107H89L88 109L89 110H85V111H82V113L81 114H78L77 115V113H74V114H76L75 116H77V117H75V119H74V114H73V117H72V121H73V123L74 122H76V124L74 125H72V127L71 128H74L73 126H77L78 128H81L82 126H80V125H90V123L92 124L93 122H97L95 119H96V117L98 118L99 116H100V114H108L109 116H107L106 118L104 117V119L105 120H102V122L101 123H99L97 126V128L95 129V131H93V132H91L89 135H88V137L86 138V140L83 142V144L81 145V148L83 149L84 148V146H88L89 147V145H90V143L91 142H93V141H101L102 139L104 140H106V139H108L107 141H108V144H106L105 145V147L103 146V148H100V149H96V150H93V151H88L89 153L85 156L84 154H81V152H80V155H77V157H76V161H75V163H76V165H78V166H80V165H82V164H85L84 162H87V159L89 160V159H93V160H96V158L98 157V160H100L101 162L104 160V163H102V165H105V166H108V173L105 175L106 177H105V181L103 182V184H100L99 186H97L96 188H95V190L92 192L93 194L92 195H90V196H88L87 197V194H86V192L85 191H83L82 192V190L79 188V187H77V181H73L72 182V178H71V176H69L68 178H71L70 180H71V182H69V184L71 183L72 184V186H71V184L69 185V184H67L66 185V187H67V189H65L63 192H56L55 191V201H54V199H53V201H54V204H53V201H51L50 202V205H49V208H52L53 209V211H55L54 212V214L55 215H53V222L52 223H50V224H48L47 226H46V228H45V230L43 231V233L40 235V237L36 240V242H37V246H41V248H42V250H43V248H44V250H47V248H49L50 249V252H54V250H55V248H53V247H55V246H57V245H59L58 243H61V241L63 242L64 241V239L62 240V238H65V241L68 239V238H71L72 236H70V234L72 235V227L75 225V223H83L84 221H86V220H88V219H91L90 217H92V215L94 216V215H97L98 214V211L100 210V209H102L103 207H106V206H104V205H106L107 203L108 204H111V202L113 203V199H114V202H115V204H116V201L117 202H119V201H121L122 203H125V200H123L124 198H126V203H128L129 201H132L136 196H137V193H138V191H140V190H142V189H144V186H145V183L146 184H148V181H144V183L142 184L143 186L140 188V185L139 186H135V185H132V181L130 182H125L126 181V178L128 179V180H130L129 179V175L131 174L130 172H132L133 173V171H137V170H135L136 168V165L137 166H139L137 163H138V161H137V159L138 158H136L135 157V159H134V157L131 155V153H129L133 148L132 147H130V146H133L134 148H140V146L141 147H146V148H148V149H150V148H155L157 151H159V152H161V151H164V152H161V154H160V158H158V160H157V162H156V165L154 166V170L155 171H157L161 166L160 165H162V161L164 160V159H166L167 161H168V159L169 158H171V156H173L174 154H172V153H174L177 149H179V147L181 146L180 144L182 143L183 144V142H185V143H187V138L189 137V139H188V141L190 140V139H194L195 137V139L196 140H198L199 138L198 137H202V136H210V134H212V132H214L215 131V129H217V130H219V129H221L219 126L221 125V124H226L227 125V123L228 124H231V119H233V118H235V120L236 121H234V123L236 122V124H238V125H240V124H244V125H246L247 127V136H248V138L251 136V134L253 135V133H257L256 131L258 130V128H259V130H258V133L257 134H255V135H253V136H251L250 138H252V141H253V139L254 138H256L257 136V138L256 139H254L255 141H253L254 143H255V145L259 142V144H260V141H263L264 139H262V137H263V129H264V105H263V101H264V97L263 96H261V98H260V93H258V95H257V97L259 96V98H260V100H259V98H256V105H257V108H258V114H257V118H256V120L254 121V120H250L249 121V118L246 116V110H245V113H244V110H243V112H242V109L243 108H239V107H243V103H245L246 104V101H245V99L247 98V93H246V88H245V86H244V88H243V86L241 87V85H240V89L242 88L243 89V91L242 92H240L239 94H240V97H241V100L237 97V99L238 100H240V101H236V107H234V109L235 108H239L240 109V112L239 111H237V109L234 111L233 109H232V107H230V103H227V102H224L223 104H221L220 103V100H218L219 99V97H215L216 99H211L210 100V97H211V94H212V92L214 91V89L216 90V89H218V86H217V88L214 86V85H217V83L216 84H214V85H212L213 84V82H208V81H204V79L206 80V76L204 75V72L206 71V69H208V68H210L212 65H210V63H205V62H203V61H201V59H203L204 58V56H205V52H207L208 50H207V48H209V47H212L213 46V44L214 43H216L217 42V40L219 39L220 41H222L221 39H225V41L226 40H230V39H227L228 37H231L232 38V36L233 35H231V34H229V33H225L224 31H226V26H228V22H226L225 21V19L226 20H229V22L232 20V19H235V18H229L228 16H230L231 17V15H234V16H237V14H236V12H238V10L239 9H241L242 8V6H243V1H247V0H238L237 2H234V3H232V5H230L229 6V2L231 1V0H227L226 1V4H224V0L222 1V2H220L219 0H218V2H217V0H216V2H215V4H214V0H208V5H207V0H194L195 1V4H189L188 6V8L190 9H192L191 10V12L190 13H188L187 14V12L188 11H190L189 9H187V11H186V8H185V6H184V8H179V6H178V10L180 11V14L182 13V12H184V11H186V14L185 15H180L179 17H177V18H174V20L172 19L173 17H175L176 15H179L178 13L179 12H177V9H175L173 6V8L175 9H173L174 10V12H173V10H170V12H169V10H165L164 9V7H162V9L160 8V7H156L155 5V8L153 9V7L154 6H152L151 8H149V6L150 5H152V3L154 2L155 3V1L154 0H124V2L123 1H121V0H92V2H91V0L89 1V0H80V1H77V2H79V4L77 3V2H75V3H77L76 4V7H75V5H74V3L72 2V3H70L68 6H66V7H64L62 10H60V11H58L57 12V10L55 11L54 9H56V6H54L53 7V4L50 2V7H51V9H53V10H51L50 8L49 9H46V8H44L43 6L44 5H46L45 3L47 2L46 0L44 1V0H29V1H27V3L26 2H24V5H21V4H23V2L22 3H18L19 2V0H14V1H18L17 3V5H14V1L12 0H9ZM39 1V2H38ZM43 3H42V2ZM100 1V2H99ZM130 1H132V2H130ZM136 3H135V2ZM149 1V2H148ZM153 1V2H152ZM201 1H203V3H202V5L204 4V6L202 7V5L200 6V2ZM206 1V2H205ZM11 2H13V3H11ZM15 2V3H16ZM29 2V3H28ZM33 2V3H32ZM107 2V3H106ZM116 2V3H115ZM130 2V3H129ZM183 3H184V1H182ZM205 2V3H204ZM213 2V3H212ZM240 2V3H239ZM112 3V4H111ZM114 3L116 4V5H114ZM121 3V4H120ZM122 3H123V5H122ZM132 3V4H131ZM196 3H199L198 4V6H197V4ZM212 3V4H211ZM219 3V4H218ZM220 3H221V5H220ZM13 4V5H12ZM28 4V5H27ZM38 4V5H37ZM42 4V5H41ZM104 6H103V5ZM110 4V5H109ZM119 4H120V8H119ZM127 4V5H126ZM236 6H235V5ZM92 5V7H90ZM108 5V6H107ZM194 6V7H192V6ZM197 7H196V6ZM216 5V6H215ZM223 5V6H222ZM239 5V6H238ZM83 6V7H82ZM106 6V7H105ZM123 6V7H122ZM146 6H148V12H146V14H149L150 12L149 11H153V13H151L152 15H154V16H156V18L153 20V22H151L149 25H150V27H148L149 25L147 24V23H149V19L148 18H150L149 16H147L146 15V17H142V15L143 16H145V10H144V13L141 15L140 13L141 12H143V9H144V7H145V9H146ZM200 6V7H199ZM232 6H235V7H237L236 9L234 8V7H232ZM118 8V9H116V8ZM143 7V8H142ZM172 7H171V9H172ZM219 7V8H218ZM220 7H222L221 9L224 11H221V9H220ZM21 8V9H20ZM42 8H44V9H42ZM112 8V9H111ZM141 8V9H140ZM158 8V9H157ZM199 8V9H198ZM229 8V9H228ZM233 10H231V9ZM13 9V10H12ZM69 9H71V11L69 10ZM116 9V10H115ZM120 9V10H119ZM128 9H129V11H128ZM134 9V10H133ZM139 9H140V11H139ZM160 10V11H158V12H156L157 10ZM184 9V10H183ZM202 9V10H201ZM234 9H235V11H234ZM16 10V11H15ZM21 10V11H20ZM44 10V11H43ZM48 10H51V11H48ZM74 10V11H73ZM104 10V11H103ZM106 10V11H105ZM115 10V11H114ZM154 10H156L155 11V13H158L157 15L154 13ZM161 10H163V11H161ZM182 10V11H181ZM211 10H213L214 11V13L217 11V12H219V14L217 13V15H218V17H217V15H216V17L218 18L217 20H216V18H215V14L214 13H210V12H213V11H211ZM13 11V12H12ZM43 11V12H42ZM46 11H47V13H46ZM53 11H54V13L56 12V14L54 15V13H53ZM66 11V12H65ZM84 11V12H83ZM86 11V12H85ZM88 11V12H87ZM102 11V12H101ZM111 11V12H110ZM114 11V12H113ZM136 11V12H135ZM202 11H204L203 12V14L201 13ZM210 11V12H209ZM51 12V13H50ZM68 12H71V13H68ZM77 12V13H76ZM101 12V13H100ZM117 12V13H116ZM177 14H176V13ZM198 13V16H196L197 18H199V16L201 17L200 19H199V21L198 22H196V24L197 25H195V22L193 21L192 22V24H190L189 26H187L186 27V24H187V21L185 22V20L188 18V19H191V18H193V17H195L194 15H196L197 13ZM221 12H223L222 14H223V16H222V14H221ZM229 12V13H228ZM41 13V14H40ZM45 13V14H44ZM49 13V14H48ZM53 13V14H52ZM60 13V14H59ZM63 13H65V14H63ZM110 13H112V14H110ZM120 13H121V15H120ZM130 13V14H129ZM170 14V16H169V14ZM192 13V14H191ZM199 13H201L200 15H199ZM209 13H210V17H209ZM12 14V15H11ZM41 16H40V15ZM69 14V15H68ZM75 14H76V16H75ZM79 16H78V15ZM84 14V15H83ZM106 14H109V15H107L106 16ZM115 14H117V15H115ZM138 14H140V15H138ZM173 14V15H172ZM175 14V15H174ZM193 16H191V15ZM208 14V15H207ZM212 14H213V16H212ZM221 14V15H220ZM50 15V16H49ZM62 15V16H61ZM95 15V16H94ZM127 15V16H126ZM160 15H161V17H160ZM188 15V16H187ZM38 16H40V19L38 18ZM43 16H44V18H43ZM56 16H59V17H56ZM67 16H69L68 18H67ZM104 16V17H103ZM106 16V17H105ZM129 16H131L130 18H129ZM139 17V19H138V17ZM189 16H191L190 18H189ZM205 16H207V18H209V19H212L213 20V18L212 17H214V20L213 21H211L210 20V22L208 23V21H209V19H208V21H207V18L205 19H203L202 17H205ZM8 17V18H7ZM54 17V18H53ZM56 17V18H55ZM79 17V18H78ZM108 17V18H107ZM123 17H127L126 19L125 18H123ZM137 17V18H136ZM145 19V22H146V20H147V23H145V22H143L144 20L142 19ZM164 19H163V18ZM167 17H171V18H169V19H171L170 21H169V19H167ZM182 17V18H181ZM184 17H185V20H184ZM196 17H195V20H196ZM20 18V19H19ZM37 18V19H36ZM69 18H71V19H69ZM73 18V19H72ZM77 18V19H76ZM110 18V19H109ZM224 18V20H222ZM3 19H4V21H3ZM14 19V20H13ZM47 19V20H46ZM54 19V20H53ZM62 19V20H61ZM92 19H93V21H92ZM135 19H137V21L135 20ZM143 21H142V20ZM156 19H158L159 20V22L157 21L156 22ZM183 19V20H182ZM187 19V20H188ZM9 20H10V22H9ZM45 20V21H44ZM77 20V21H76ZM81 20V21H80ZM106 20H110L109 21V23H108V21H106ZM113 20V21H112ZM122 20V21H121ZM141 20V21H140ZM178 20V21H177ZM191 20H193V19H191ZM203 20H204V22H203ZM216 20V21H215ZM8 21V22H7ZM51 21H52V23H51ZM99 21V22H98ZM131 21V22H130ZM136 22L135 23V27L133 26V28H132V32H133V35H135V37L133 38V40L135 39V41H133L132 42V46L130 47L131 48V51L129 50V52H128V54L125 56V58L124 59H122V62H121V65H120V67H119V69H115V72H113V70L114 69H108L107 71H106V73H108V74H106V73H102L99 77H97V79L95 80V79H93V78H96V75L99 73V71H101L100 69H101V67L104 65L103 63H105V61L106 60H115L116 58H114V55L116 56V54H115V52L117 53V48H119V47H121L120 45H119V43H121L122 42V37H123V35L125 34L124 32L126 31L127 32V30L129 31V29H131L130 28V23H132V22ZM138 21L140 22V24L138 23ZM168 21V22H167ZM185 22V23H183V22ZM189 21V20H188ZM197 21V20H196ZM200 21H202V23H204L203 25L205 26H202V24H201V22ZM222 21V22H221ZM223 21H224V23H223ZM233 21V20H232ZM50 23V26H48L47 24H49ZM59 22V23H58ZM67 22V23H66ZM77 22V23H76ZM114 22V23H113ZM127 22V23H126ZM128 22H130V23H128ZM177 22H178V24H177ZM205 22H207V23H205ZM215 22V23H214ZM64 23V24H63ZM72 23V24H71ZM79 23L81 24V25H79ZM118 23V24H117ZM142 23H144L145 25V29H144V27H143V31H141L140 33H138L137 32V30L139 29V26L141 27V25L143 26V24ZM157 23H161V27L162 28H164V29H160L161 27H160V24H157ZM189 23V22H188ZM194 23V24H193ZM211 23V24H210ZM4 24V25H3ZM56 25V27H55V25ZM69 24V25H68ZM90 24V25H89ZM98 24V25H97ZM105 24V25H104ZM127 24L129 25V28H128V26H127ZM163 24V25H162ZM167 24V25H166ZM177 24V25H176ZM200 24V25H199ZM10 25V26H9ZM28 25H29V27H28ZM74 25V26H73ZM77 27H76V26ZM84 25H85V27H84ZM97 25V26H96ZM103 25H104V27H103ZM115 25H116V27H115ZM118 25V26H117ZM121 25V26H120ZM139 25V26H138ZM154 25H157V26H155L154 27ZM173 25H175V27L173 26ZM214 25V26H213ZM2 26V27H1ZM62 26H64V29H63V27ZM69 26V27H68ZM102 27V29H101V27ZM108 26V27H107ZM138 26V27H137ZM62 27V28H61ZM73 27V28H72ZM171 27V28H170ZM177 27V28H176ZM198 27V28H197ZM201 27V28H200ZM42 28V29H41ZM45 28V29H44ZM62 30H61V29ZM66 28V29H65ZM80 28V29H79ZM89 28V29H88ZM149 28V29H148ZM158 29V31H156V29ZM172 28H174V29H172ZM185 28V29H184ZM220 28V29H219ZM225 28V29H224ZM23 29V30H22ZM50 29V30H49ZM67 29H69V30H67ZM74 29V30H73ZM77 29V30H76ZM87 29V32L88 31H90V36L88 37V38H90L89 40H88V42L85 44V45H82V46H79V47H75L74 45H73V47H72V45H71V39L73 38V36H74V34L76 33V32H83V31H85ZM97 29V30H96ZM101 29V30H100ZM109 29L111 30V31H109ZM117 29V30H116ZM119 29L122 31H119ZM146 29H148L147 31H146ZM170 31H169V30ZM189 29H190V32H189ZM10 32H8V31ZM20 30V31H19ZM44 30V31H43ZM53 30V31H52ZM66 30H67V32H66ZM136 30V31H135ZM151 30V31H150ZM154 30V31H153ZM160 30V31H159ZM173 32H172V31ZM180 30V31H179ZM218 30H222L220 33L218 32L217 33V31ZM20 32V34L18 33V32ZM47 31V32H46ZM48 31H50V32H48ZM58 31V32H57ZM149 31V32H148ZM184 31V32H183ZM205 31V32H204ZM208 31H210V32H208ZM14 32V33H13ZM41 32H42V34H41ZM60 32V33H59ZM62 32V33H61ZM66 32V33H65ZM79 32V33H80ZM120 32V33H119ZM162 32V33H161ZM193 32V33H192ZM17 33V34H16ZM47 33H49L50 35H52L53 36V38H52V36H49L50 37V39H48L49 37H47L48 36V34ZM55 33H57V34H55ZM74 33V34H73ZM102 33V34H101ZM134 33H136V34H134ZM143 33V34H142ZM161 33V34H160ZM177 33V34H176ZM8 34H9V36H8ZM11 34V35H10ZM44 34H46V36L44 35ZM61 34H62V36L63 35H65L66 37H67V35L68 34H70V37H71V39H70V37H69V35H68V37L67 38H64V36L62 37L61 36ZM117 34V35H116ZM184 34V35H183ZM194 34V35H193ZM223 34H225V35H223ZM229 34V35H228ZM13 35V36H12ZM55 35H57V36H55ZM99 35H101L102 36V38H101V36H99ZM116 35V36H115ZM155 35V36H154ZM182 35V36H181ZM189 35V36H188ZM205 35V36H204ZM226 35H228V36H226ZM231 35V36H230ZM7 36V37H6ZM10 36H12V37H10ZM17 36V37H16ZM61 36V37H60ZM122 36V37H121ZM140 36V37H139ZM166 36V37H165ZM178 36V37H177ZM214 36V37H213ZM8 37H10V39L8 38ZM43 37H45L46 39H44ZM55 37H59V38H57L58 39V42H61L62 44H61V47H59V49L57 50V51H55L54 49H52V45H53V43H55L54 42V39H55ZM99 37V38H98ZM111 37V38H110ZM145 37V38H144ZM150 37V38H149ZM152 37V38H151ZM155 38V41L153 40L154 38ZM157 37V38H156ZM174 37V38H173ZM208 37V38H207ZM227 37V38H226ZM193 40H192V39ZM205 38V39H204ZM207 38V39H206ZM44 39V40H43ZM66 39V40H70V41H66L65 40V45H64V40ZM151 39V40H150ZM166 39V40H165ZM189 39H191V40H189ZM30 40V39H29ZM41 40H43V41H45V43L43 42V41H41ZM48 40V41H47ZM60 40V41H59ZM62 40H63V42H62ZM143 40V41H142ZM147 42H145V41ZM188 40V41H187ZM34 43H33V42ZM35 41H36V43H35ZM49 41H50V43L52 44H50L49 43ZM98 41V42H97ZM100 41V42H99ZM111 41L113 42V43H111ZM117 43H116V42ZM121 41V42H120ZM141 41V42H140ZM167 41V42H166ZM174 41V42H173ZM193 41V42H192ZM220 41H218V42H220ZM224 41V40H223ZM224 41V42H225ZM44 44H43V43ZM67 42H69V43H67ZM103 42V43H102ZM107 42H109V44L107 43ZM31 43H32V45H31ZM99 43H101V44H99ZM144 45H143V44ZM157 43H159V44H157ZM173 43V44H172ZM48 44V45H47ZM51 45V47L49 48V46ZM98 44V45H97ZM111 44V45H110ZM147 44V45H146ZM149 44V45H148ZM152 44V45H151ZM28 45H30V47L28 46ZM35 45V46H34ZM44 45V46H43ZM92 45V46H91ZM109 45H110V47H109ZM113 45V46H112ZM114 45H116L115 47H114ZM138 45V46H137ZM146 45V46H145ZM176 45V46H175ZM49 48V50H48V48ZM90 46V47H89ZM95 46V47H94ZM100 46V47H99ZM142 46V47H141ZM148 46V47H147ZM150 46V47H149ZM154 46V47H153ZM185 46V47H184ZM26 47H28V48H26ZM97 47V48H96ZM106 47V48H105ZM139 47V48H138ZM184 47V48H183ZM37 48H39V50L37 49ZM70 48H72V50H69ZM111 48V49H110ZM135 48H136V50H135ZM154 48V49H153ZM88 49V50H87ZM182 49V50H181ZM42 50V51H41ZM87 50V51H86ZM114 51V53H113V51ZM150 50V51H149ZM164 50V51H163ZM172 52H171V51ZM34 51H35V53H34ZM44 51V52H43ZM59 51V52H58ZM83 51V52H82ZM92 51V52H91ZM110 51H112V54H111V52ZM119 51V50H118ZM136 51V52H135ZM168 51H170L171 52V54H170V52L168 53ZM176 51V52H175ZM183 51V52H182ZM187 51V52H186ZM54 52H55V54H54ZM58 54H57V53ZM84 52H85V54H84ZM87 52V53H86ZM109 52V53H108ZM135 52V53H134ZM142 52V53H141ZM175 52V53H174ZM32 53V54H31ZM48 53V54H47ZM60 53V54H59ZM64 53H67V54H69V53H71L70 55H69V57L71 58L72 57V59H71V61H68L67 63H65L62 67L60 66L59 68H57L58 70L56 71V68L55 69H48L49 71H47L46 69L44 70L43 69V66H45L46 64H51V63H48L50 60L51 61H54L53 59H55V57L54 56H60L59 58H62L61 56L64 54ZM106 53V54H105ZM163 53V54H162ZM51 54H52V57H51ZM152 54V55H151ZM161 54V55H160ZM165 54H167V56L165 55ZM168 54H169V57H168ZM174 54H175V56H174ZM202 54H204V55H202ZM50 55V56H49ZM54 55V56H53ZM84 55V56H83ZM107 55V56H106ZM111 55V56H110ZM140 55V56H139ZM166 56V59H167V57L169 58V59H171V61H176L177 59H178V65H179V67L177 66V71L175 72V70H176V67H175V70H174V73L172 72H170V73H168V72H166L165 70H164V67L165 66H162V64L163 65H166V63H168L167 62V60H169V59H167V60H165V56ZM171 55V56H170ZM186 55V59H184L185 56ZM47 56V57H46ZM88 56V57H87ZM94 56V57H93ZM133 56V57H132ZM158 56H159V58H158ZM164 56V57H163ZM30 57V58H29ZM38 57H39V59H38ZM50 58V60L48 61V59ZM54 57V58H53ZM64 57V56H63ZM108 57V58H107ZM162 57V58H161ZM179 57H181V58H179ZM182 57H184V58H182ZM189 57H192V58H190L191 60H189ZM201 57V58H200ZM47 58V59H46ZM92 58H94V59H92ZM129 58V59H128ZM135 58H136V61H135ZM155 58V59H154ZM164 58V59H163ZM195 58V59H194ZM19 59H20V61H19ZM80 61H79V60ZM103 59V60H102ZM126 59V60H125ZM143 59V60H142ZM162 59V60H161ZM172 59H175V60H172ZM221 59V58H220ZM22 60V61H21ZM39 60V61H38ZM43 60V61H42ZM87 60H89L88 62H87ZM91 60V61H90ZM97 60V61H96ZM125 60V61H124ZM134 60V61H133ZM182 61V64L184 63H186V62H188L189 61V64H187V66L185 67V69L183 68L184 67V65H182L181 67H180V65H181V63H180V61ZM184 60H185V62H184ZM41 61V62H40ZM50 61V62H51ZM77 61V62H76ZM163 61V62H162ZM170 61V60H169ZM192 61V62H191ZM201 61V62H200ZM12 62H14V63H12ZM32 62L34 63V64H32ZM39 64H38V63ZM101 62V63H100ZM127 62V63H126ZM140 62V63H139ZM207 62V61H206ZM12 63V64H11ZM16 63L19 65H16ZM43 63H45L43 66H42V64ZM70 63V64H69ZM73 63V64H72ZM77 63V64H76ZM124 63V64H123ZM137 63V64H136ZM158 63V64H157ZM194 63V64H193ZM2 64V65H1ZM7 64V65H6ZM15 64V65H14ZM68 64V65H67ZM72 64V65H71ZM80 64V65H79ZM95 64H100L99 66H100V68L98 67V65L96 66ZM190 64H191V66H190ZM196 64V65H195ZM201 64V65H200ZM205 64V65H204ZM86 65V66H85ZM90 65V66H89ZM137 65V66H136ZM42 68H41V67ZM48 66V65H47ZM126 66V67H125ZM139 66V67H138ZM188 66H190V67H188ZM67 67V68H66ZM86 67V68H85ZM89 67V68H88ZM135 67V68H134ZM161 67H163V69L161 68ZM40 68V69H39ZM45 68V67H44ZM50 68V67H49ZM52 68V67H51ZM63 68V69H62ZM76 68V69H75ZM121 68V69H120ZM124 68H125V70H124ZM134 70H133V69ZM202 68V69H201ZM44 70L45 71V73H43L42 72V70ZM86 69V70H85ZM127 69V70H126ZM155 71V73H154V71ZM178 69H179V71H178ZM64 72H63V71ZM90 70V71H89ZM132 70V71H131ZM163 70V71H162ZM182 70H183V72H182ZM53 71H54V73H53ZM86 71V72H85ZM111 71V72H110ZM119 71H121V72H119ZM153 71V72H152ZM168 71V70H167ZM187 71V72H186ZM7 72V73H6ZM9 72V73H8ZM68 72V73H67ZM83 72H84V74H83ZM112 72H113V74H112ZM118 72V73H117ZM127 72H128V75H127ZM157 72V73H156ZM164 72H166L165 73V75L164 74H162V73H164ZM182 72V73H181ZM186 72V73H185ZM3 73H6V74H3ZM22 73V74H21ZM41 73V74H40ZM80 73V74H79ZM149 73H150V75H149ZM153 73L154 74H159V78H157L156 80H153V78H152V76H153ZM175 73H178V74H176V76L178 75V76H182V77H184V74H185V77H184V79L183 78H181V80H184V81H180L179 82V84H177V86H175V84H174V82L171 80V82H170V80H168V76H170L169 74H173V76H175ZM180 73V74H179ZM189 73V74H188ZM31 74V75H30ZM36 74V75H35ZM67 74V75H66ZM93 75L94 77H92L91 75ZM105 74V76L107 77V78H105V77H103L102 75H104ZM14 75H15V77H14ZM74 75V76H73ZM86 75V76H85ZM90 75V77L88 78V76ZM139 75V76H138ZM146 75V76H145ZM152 75V76H151ZM161 75H163V77L161 76ZM188 75V76H187ZM18 76V78H16ZM19 76H21L20 78H19ZM54 76H55V78H54ZM59 76V77H58ZM60 76H61V78H60ZM75 76H76V78H79V77H81V79H76L75 78ZM87 77V78H85V77ZM101 76H102V78H101ZM151 76V77H150ZM160 76H161V79H165V78H167V80H166V82L168 83H163V82H165L164 80H160ZM165 76V77H164ZM205 76V77H204ZM72 77H74V78H72ZM111 77V78H110ZM150 77V78H149ZM11 78V79H10ZM40 78V79H39ZM72 78V79H71ZM84 78V79H83ZM91 78V79H90ZM114 80H113V79ZM146 78V79H145ZM152 78V79H151ZM13 79V80H12ZM88 79H90V80H88ZM141 79V80H140ZM151 79V80H150ZM203 79V80H202ZM8 80V81H7ZM12 82H11V81ZM37 80V81H36ZM49 80H50V82H49ZM77 80L79 81L78 83H77ZM94 80V81H93ZM100 80V81H99ZM104 80V81H103ZM113 80V81H112ZM144 82H143V81ZM194 80V81H193ZM3 81H6V82H3ZM32 81V82H31ZM33 81H35V84H34V82ZM64 81H67V82H64ZM74 81H76V82H74ZM102 81V82H101ZM149 81L150 82H152L151 83V86H150V84H149ZM154 81H155V83H157L156 85L154 84L153 85V83H154ZM162 81V86H164V87H162L161 86V84H160V82ZM193 81V82H192ZM202 81V82H201ZM204 81V82H203ZM17 82V83H16ZM31 82V83H30ZM65 84H67L68 85V83L69 84H71V85H66V87H65V85H63L64 83ZM125 82V83H124ZM158 82H159V84H160V86H159V84H158ZM188 82L189 83H191V86H193L192 84H196L195 85V88L196 89H193V88H191V89H193V92H195L196 94V97L195 98H190V100L188 101L189 103H190V101H191V99H192V102H191V104H188V102H187V100H186V102L185 103H183V104H185L187 107L189 106V108H187L185 105V108H184V106L182 105V107L183 108H179V110H178V113L177 112H173V110H170L168 107H169V105H172L173 103H175V105H176V103H177V101L179 102L180 100H181V98H183L185 95V87L186 86H184V88H183V86L182 85H185V84H188ZM8 83V85H6ZM14 83H15V85H16V87H13L12 86V88H10L11 87V85H14ZM30 83V84H29ZM56 83V84H55ZM62 83V84H61ZM117 83V84H116ZM171 83H173L172 84V86L170 87V85L169 84H171ZM184 83V84H183ZM210 83V84H209ZM2 84V85H1ZM59 84V85H58ZM111 84V85H110ZM119 84V85H118ZM142 84H146V85H148L147 86V89H149V93H150V96H152L154 93H155V95H153L152 97L153 98H151V97H149V94H147V92H143V94L146 96V98H145V96L142 94V93H140L139 92V88L138 87H140ZM164 84V85H163ZM165 84H166V86H165ZM180 84H181V86H180ZM3 85H4V87H3ZM6 85V86H5ZM14 85V86H15ZM22 85V86H21ZM42 85V86H41ZM44 85V86H43ZM100 85V86H99ZM155 86V87H153V86ZM159 86V87H156V86ZM179 85V86H178ZM198 85V86H197ZM8 86V89H9V92H8V90L6 91V87ZM39 86V87H38ZM56 86V87H55ZM60 86V87H59ZM63 86V88L61 89V87ZM149 86H150V88H149ZM206 86V87H205ZM210 86V87H209ZM4 89H3V88ZM23 87V88H22ZM86 87V86H85ZM97 88V89H95V88ZM111 89H110V88ZM167 87V88H166ZM213 87H215V88H213ZM13 88H15V89H13ZM42 88V89H41ZM52 88H53V90H52ZM56 88H58V89H56ZM156 88V89H155ZM163 89V90H159L158 91V89ZM165 88V89H164ZM169 88H173L172 90H173V92H172V90L170 89L169 90ZM213 88V90H211ZM4 91H3V90ZM18 89V90H17ZM24 89V90H23ZM51 89V90H50ZM60 89V90H59ZM67 89V92H65V90ZM103 89V90H102ZM137 89V90H136ZM154 89H155V91H154ZM241 89V90H242ZM10 90H11V92H10ZM40 90V91H39ZM42 90V91H41ZM157 90V91H156ZM166 90V91H165ZM175 90V91H174ZM176 90L179 92H176ZM2 91H3V93H2ZM18 91V92H17ZM20 91V92H19ZM57 91H59V92H57ZM109 91V92H108ZM184 93H183V92ZM209 91H212L211 93H209ZM4 92H5V95L7 96V97H9V98H7L6 96H4ZM55 92V93H54ZM92 92H95V93H97V94H95V96L93 95L94 93H92ZM151 92H152V94H151ZM154 92V93H153ZM168 92V93H167ZM180 92H182L183 94H181ZM206 92V93H205ZM259 92H261V91H259ZM2 93V94H1ZM7 93H8V95H7ZM46 93V94H45ZM50 93V94H49ZM56 94L55 96H54V94ZM64 93H65V96H63L64 95ZM107 93H109L108 95H107ZM120 93V94H119ZM139 93V94H138ZM170 93V94H169ZM172 93H173V95H172ZM180 95V96H178V94ZM189 93V92H188ZM25 94V95H24ZM47 94H49V95H51L50 97H49V95H47ZM62 94V95H61ZM99 94V95H98ZM111 94H112V96H111ZM160 94V95H159ZM175 94H177V99H176V96H175ZM192 94V93H191ZM203 94V95H202ZM206 94V95H205ZM19 95V96H18ZM44 95H47L48 97V100H45V99H47L46 98V96L44 97ZM61 95V96H60ZM169 95V96H168ZM183 95V96H182ZM192 95H194V93L192 94ZM194 95V96H195ZM209 95V96H208ZM241 95H244V96H241ZM16 98H18V99H16ZM29 96V97H28ZM38 96V97H37ZM53 96V97H52ZM94 96V97H93ZM142 96H144V97H142ZM164 96V97H163ZM182 96V97H181ZM191 96V95H190ZM209 98H208V97ZM52 97V98H51ZM95 97H98V99L97 100H95L96 98ZM100 97H102L101 99H100ZM142 97V98H141ZM148 97L150 98V100L148 99ZM170 97H172L175 101H173L172 102V98H170ZM244 97V98H243ZM246 97V98H245ZM3 98V99H2ZM14 98V99H13ZM40 98H41V100H40ZM42 98H44V100L42 99ZM61 98V99H60ZM111 98V99H110ZM168 98H170V99H172L171 100V102H170V100L168 99ZM206 98V99H205ZM263 98V99H262ZM5 99H7V100H5ZM38 99L40 100V101H42V102H39L38 101ZM50 99H52V101L50 100ZM68 99V100H67ZM127 99H128V101H127ZM195 99V100H194ZM204 99V100H203ZM208 99V100H207ZM236 99V100H237ZM49 100L51 101V102H49ZM54 100V101H53ZM61 100V101H60ZM68 102H67V101ZM106 100V101H105ZM139 100H140V102H139ZM147 100V101H146ZM169 100V101H168ZM177 100V101H176ZM194 100V101H193ZM206 100V101H205ZM213 100H214V102H213ZM11 101V102H10ZM48 102L50 105L49 106H47V104L48 103H45V102ZM59 103H58V102ZM72 101V102H71ZM120 101V102H119ZM136 101V102H135ZM143 101V102H142ZM159 101H160V103H159ZM202 101V102H201ZM222 101V100H221ZM35 102H36V104H35ZM52 102H54L53 103V105H52ZM65 102H67V103H65ZM85 101H83L82 102V104L84 103ZM122 102V103H121ZM130 102V103H129ZM132 102V103H131ZM155 104H154V103ZM158 102V103H157ZM170 102V103H172V104H168V103ZM204 102V103H203ZM205 102H207V103H205ZM217 102V103H216ZM220 104H219V103ZM240 102V103H239ZM241 102H242V104H241ZM261 103V105H260V103ZM18 103V104H17ZM45 103V105L44 106H46V107H44V106H42L43 104ZM58 103V104H57ZM138 103V104H137ZM187 103V104H186ZM197 103H199V104H197ZM212 103V104H211ZM26 104H27V106H26ZM33 104V105H32ZM62 104H64V105H62ZM143 106H142V105ZM151 104H153V105H151ZM164 104H166V105H164ZM194 104V105H193ZM218 104V105H217ZM229 105V106H226L225 107V105ZM258 104H259V106H258ZM2 105V106H1ZM52 105V106H51ZM59 105V106H58ZM98 105V106H97ZM105 105V106H104ZM134 107H133V106ZM147 105V106H146ZM149 105V106H148ZM154 105H155V107H154ZM164 105V106H163ZM168 105V106H167ZM175 105H173L174 107H175ZM193 105V106H192ZM204 105V106H203ZM211 105V106H210ZM213 105V106H212ZM217 107H216V106ZM222 105L224 106V108H226L225 110L227 111V112H225L224 110H221V111H224L223 113L222 112H220V114H219V112H217V111H214V110H218V111H220L219 109H222V108H220V107H218V106H221L222 107ZM63 106V107H62ZM140 106V107H139ZM145 106V107H144ZM163 106V107H162ZM246 106V105H245ZM263 106V107H262ZM27 107V108H26ZM30 107V108H29ZM40 107V108H39ZM59 109H58V108ZM65 107V108H64ZM110 107V108H109ZM128 107V108H127ZM150 107H151V109H150ZM153 107V108H152ZM166 107V108H165ZM196 107V108H195ZM206 107V110L204 109ZM212 107V108H211ZM227 107H230L232 110H233V112L235 113V114H233L231 111V109L230 108H227ZM39 108V109H38ZM53 108V109H52ZM77 108V111H78V107H76ZM114 108H116V109H113ZM125 108V109H124ZM135 108V109H134ZM141 108V109H140ZM149 108V109H148ZM168 108V109H167ZM194 108V109H193ZM203 108V109H202ZM219 108V109H218ZM16 109V110H15ZM66 109H68V107L66 108ZM102 109V110H101ZM118 109V110H117ZM132 109V110H131ZM164 109V110H163ZM190 109V110H189ZM230 109V112L228 111ZM57 110H58V112H57ZM94 110H96V111H94ZM98 110V111H97ZM129 110V111H128ZM167 110V111H166ZM175 110V109H174ZM187 110V111H186ZM192 110H194V111H192ZM39 111V112H38ZM80 111V110H79ZM86 111H88L87 113H86ZM93 111V113H95L94 115L91 113L90 114V112H92ZM104 111H107L106 113L104 112ZM147 111V112H146ZM169 111V112H168ZM175 111H177V110H175ZM180 111H181V113H180ZM182 111H184V112H182ZM185 111H186V115H184L185 114ZM206 112V114L204 115V113ZM208 111V112H207ZM237 111V112H236ZM13 112V113H12ZM19 112H21L22 113V115H21V113H19ZM28 112H30V113H28ZM65 112H67V110L65 111ZM116 112H118V113H116ZM123 112H126V113H124L123 114ZM128 112V113H127ZM134 114H133V113ZM138 114H137V113ZM152 112V113H151ZM171 112V113H170ZM193 112V113H192ZM195 112V113H194ZM16 113V114H15ZM25 113V114H24ZM91 115H89V114ZM97 113V114H96ZM99 113V114H98ZM111 113H112V115L113 116H111ZM133 114V116L131 115V114ZM143 113V114H142ZM170 113V114H169ZM176 113V114H175ZM180 113V114H179ZM191 113V115L193 116H188L187 117V114L189 115ZM198 113V114H197ZM199 113H200V116H202V115H204V117H209V115L210 114H212V115H210V119H208L207 121H209L210 120V122L209 123H207V124H205V126H204V128L207 130L206 132H208L207 134H206V132H205V129L204 128H201L202 126L200 125L199 127L197 126V128H200V130H199V132L200 131H202L201 133H199V132H196V133H198L199 134V136H198V134H194V132L195 131H192L190 134L192 135V137H191V135L189 136H182V137H175V138H179V140L177 141V139H175L176 141H174L173 142V139H174V137H172V136H170L172 133L171 132H173V133H177V131H176V128H177V130L178 131H180V130H182L183 128H185V126H186V124L188 125L189 124V126H187V127H190V124L192 125V123L198 118V116H196V115H199ZM210 113V114H209ZM216 113H217V115H216ZM242 113V114H241ZM263 113V114H262ZM118 114V115H117ZM122 114V115H121ZM135 114L137 115V116H135ZM181 114H183L184 115V117H183V115H181ZM208 114V116H206ZM214 114V115H213ZM222 114V115H221ZM226 114H228V115H226ZM260 114V115H259ZM17 115V116H16ZM22 117V119H21V117ZM31 115H33V116H31ZM60 115V114H59ZM82 115V116H81ZM89 115V116H88ZM140 115V116H139ZM151 115V116H150ZM170 115V116H169ZM217 117H216V116ZM226 117H225V116ZM15 116V117H14ZM55 116V117H54ZM78 116H80V117H82V119H83V121L82 120H80V117H78ZM85 117V119H84V117ZM115 116V117H114ZM139 116V117H138ZM186 116V117H185ZM19 117V118H18ZM32 117H34V118H32ZM56 117H58V118H56ZM89 117V118H88ZM126 117V118H125ZM194 117H196V119L194 118ZM204 117H203V120H205L204 119ZM219 117H221V118H219ZM223 117H225L224 119H223ZM241 117H242V120H241ZM6 118V119H5ZM14 118V119H13ZM18 118V119H17ZM23 118H26L25 120L23 119ZM91 118H94V119H91ZM133 118H135L134 120H133ZM183 118H184V120H185V118H186V122H184V120H183ZM190 118V119H189ZM215 118H216V120H215ZM219 118V119H218ZM29 119H31V120H29ZM35 119H36V121H35ZM77 119H79L80 121H82V122H80L79 120H77ZM89 119V120H88ZM107 119V120H106ZM118 119V120H117ZM124 119V120H123ZM170 119V120H169ZM174 119V120H173ZM193 119V120H192ZM213 119H214V123L212 122L213 121ZM218 119V120H217ZM220 119L222 120V121H220ZM238 119V120H237ZM240 119V120H239ZM244 119V120H243ZM258 119V120H257ZM14 120V121H13ZM18 120H22V121H18ZM75 120V121H74ZM84 120L86 121V120H88V121H90V123L89 122H85V124H83V122H84ZM92 120H93V122H92ZM115 120V121H114ZM132 120V121H131ZM169 120V121H168ZM183 121V123L185 124V126H184V124H183V126H182V122L181 121ZM230 120V121H229ZM16 121H17V123H16ZM25 121H27V122H25ZM29 121V122H28ZM131 121V122H130ZM188 121V122H187ZM189 121H190V123H189ZM191 121H193V122H191ZM215 121H218V122H215ZM219 121L220 122H222V123H220V124H218L219 123ZM228 121V122H227ZM238 121V122H237ZM240 121H243V122H241L240 123ZM248 121H249V123H248ZM251 121L253 122V123H251ZM20 122V123H19ZM78 122H80V123H78ZM122 122V123H121ZM227 122V123H226ZM246 122V123H245ZM258 124H257V123ZM263 122V123H262ZM4 123V124H3ZM14 123H15V125H14ZM87 123V124H86ZM116 123V124H115ZM211 123V124H210ZM24 126H23V125ZM94 124V123H93ZM130 125V124H132V129H133V133L132 134H130V136L129 137H126L123 141H121L122 143H120V142H118V143H116V144H114V141H113V139L111 138V134L113 133V132H116V131H121L122 129H121V127H123V125ZM196 124V122L193 124V125H195ZM26 125V126H25ZM113 125H114V127H113ZM125 126V128L126 127H128V126ZM219 125V126H218ZM29 126V127H28ZM119 126V127H118ZM175 126V127H174ZM180 126H182L181 128H180ZM250 126V127H249ZM258 126V127H257ZM263 126V127H262ZM24 127V128H23ZM28 127V128H27ZM31 127H33V128H31ZM88 127V126H87ZM108 127L109 128H111L112 127V130H109V131H107V129H108ZM186 127V128H187ZM212 129H211V128ZM214 127H219V128H214ZM221 127H224V125L222 126L221 125ZM249 127V128H248ZM71 128L69 129V130H67V133L69 134V131L71 130ZM85 128V127H84ZM93 128V127H92ZM116 128L118 129V128H120V129H118V130H116ZM158 128V129H157ZM26 129V130H25ZM30 129V130H29ZM83 129V127L81 128V130ZM136 129V131H134ZM155 129V130H154ZM173 129V130H172ZM180 129V130H179ZM255 131H254V130ZM257 129V130H256ZM25 130V131H24ZM138 130V131H137ZM103 131V132H102ZM107 131V132H106ZM147 131V132H146ZM169 131V132H168ZM29 132V133H28ZM143 132V133H142ZM205 132V133H204ZM25 133V134H24ZM66 133V134H67ZM150 133V134H149ZM171 133V134H170ZM180 133H181V131H180ZM261 133V134H260ZM65 134V135H66ZM206 134V135H205ZM106 135V136H105ZM166 135V136H165ZM169 135V136H168ZM176 135H179L178 133L176 134ZM182 135V134H181ZM201 135V136H200ZM101 137V140H98V137ZM105 136V137H104ZM109 136V137H108ZM93 137V138H92ZM96 137V138H95ZM187 137V138H186ZM191 137V138H190ZM254 137V138H253ZM21 138V139H22ZM133 138V139H132ZM169 138H171L170 139V142L171 143H169ZM173 138V139H172ZM260 138V139H259ZM264 138V137H263ZM26 139V138H25ZM112 139V140H111ZM183 139H186V140H184L183 141ZM194 139V140H195ZM259 139V140H258ZM91 140V141H90ZM150 140V141H149ZM110 141V142H109ZM113 141V145H112V142ZM180 141H182V142H180ZM50 142H51V144H52V141H48L46 144H48V146H46V151L47 152H45L46 154H50L51 153V150H52V153L49 155L50 157V159L48 158V160H50V161H53V162H55V160H57L58 158H60L59 157V155H61V153H63L64 151H65V147H63V149H59V147H53L54 149H52V147H50L51 146V144H50ZM53 142H54V144L55 145H53V146H56V142H57V138H55L54 140H53ZM65 144L67 145V140H65ZM158 142V143H157ZM173 142V143H172ZM264 142V141H263ZM87 143V144H86ZM119 143L121 144L120 146H119ZM142 143V144H141ZM160 143V144H159ZM163 143V144H162ZM97 144H98V142H97ZM165 144V145H164ZM259 144H257V146L259 145ZM116 145V146H115ZM151 145H153V146H151ZM157 145H161V147H163V148H161V147H157ZM175 145V146H174ZM156 146V147H155ZM167 146V147H166ZM185 146H187V144H185ZM204 146V145H203ZM206 146V145H205ZM130 148V150L128 149V148ZM178 147V148H177ZM47 148H49V149H47ZM51 148V149H50ZM65 148V149H64ZM114 148H115V150H114ZM172 148H175V149H172ZM196 149H198V151H199V149H200V151H201V149L202 150H204V148H202V145H200V146H198V147H195ZM85 149V148H84ZM104 149V150H103ZM109 149V150H108ZM126 149V151L127 152H125L124 150ZM142 149V148H141ZM165 149V150H164ZM194 149V148H193ZM192 149V150H193ZM56 151L57 150V152H55L54 153V151ZM107 150H108V152H107ZM113 150V151H112ZM119 150V151H118ZM123 150V151H122ZM129 150V151H128ZM170 150V151H169ZM94 151H95V153H94ZM122 151V152H121ZM166 151V152H165ZM189 151V150H188ZM194 151V152H193ZM192 152L190 151L188 154H190L189 156H187V154H186V156H185V158L186 159H184V160H186L187 161V163H190V161H191V164H187L186 162L185 163H182V167H181V169L182 168H184V166L187 168V166H188V168L190 167L191 168V166L190 165H194V163H196V161L198 160V158H196V157H201V152H198L197 150H193ZM198 153H197V152ZM59 152V153H58ZM97 152V153H96ZM101 152V153H100ZM114 154H113V153ZM124 152V153H123ZM203 152V151H202ZM57 153V154H56ZM107 153V154H106ZM168 153V154H167ZM104 154V155H103ZM112 154V155H111ZM163 154V155H162ZM194 154V155H193ZM196 154V155H195ZM198 154V155H197ZM102 155H103V157H102ZM165 155V156H164ZM203 155V154H202ZM57 156H58V158H57ZM84 156V157H83ZM92 156H93V158H92ZM99 156H100V158H99ZM119 156V157H118ZM191 156V158H188L187 159V157H190ZM194 156H196V157H194ZM7 157V158H6ZM118 157V158H117ZM132 157V158H131ZM166 157V158H165ZM1 158V157H0ZM10 158V156H6V155H4V156H2V158L0 159V160H2V159H4V160H6L5 162H3V163H6V165H8V166H5V169L4 170H13V163H14V161L16 160V159H14V158H11V159H9ZM95 158V159H94ZM110 158V159H109ZM130 158V159H129ZM193 158H195V159H193ZM14 159V160H13ZM132 159H134L133 161H132ZM193 161H192V160ZM3 160V161H4ZM11 160V161H10ZM106 160V161H105ZM165 160V161H166ZM10 161V163H7V162H9ZM18 161V160H17ZM137 161V162H136ZM158 161L160 162V164L158 163ZM195 161V162H194ZM52 162V163H53ZM77 162H79V163H77ZM114 162V163H113ZM129 162H131V163H129ZM164 162V161H163ZM184 162V161H183ZM194 162V163H193ZM0 163H1V161H0ZM30 166H31V168H30V166L27 164V168L25 167V165L23 166V167H21V168H17V169H15V170H13V174L15 173V175H16V178H12L11 180H6V179H9L8 177L6 178V179H1V181H0V187H1V185L3 186V187H1V189H0V196H1V198L0 199H2V197H3V199L1 200V202L2 203H4V201H5V204L4 205H2V203L0 204V239L2 240L3 239V237H8V238H18V236H20L21 235V231H22V227H23V225H24V222H25V218H26V216H25V214L24 213H28V209H26L28 206H29V204H31V203H29V202H27V203H25L23 206L22 205H18L19 206V208L17 207L16 209L18 210L19 209V212H21L22 214H23V216H21V214L18 212V211H16L17 213H14L15 214V216H13L14 214H13V212H14V210H16V209H13V208H15L14 207V205H12L11 203L10 204H7L6 203V200L8 199V196L7 195H5V197L3 196L4 194L3 193H7V192H12V191H14V192H16V190H14L15 188H17L18 187V189H21L23 186L25 187L26 185H28V184H30L31 186H32V183H33V185L35 184V182L34 181H37V182H39L38 180H40V177H42V174H43V172H44V170L45 169H42L41 168V166L39 165H37L36 167H32V164L30 163V162H27ZM48 163H49V161H48ZM117 165H116V164ZM122 163V164H121ZM193 163V164H192ZM2 164V163H1ZM107 164V165H106ZM108 164H111V165H108ZM114 164V165H113ZM119 164V165H118ZM132 164H134V166H132ZM185 164V165H184ZM186 164H187V166H186ZM159 165V166H158ZM184 165V166H183ZM29 166V167H28ZM42 166H47L46 165V163H43V165ZM52 166L53 165H49L48 167L50 168H52ZM132 166V167H131ZM24 167H25V170H24ZM33 168V169H32ZM48 168V169H49ZM80 168V167H79ZM134 169V170H132V169ZM187 168V170H189ZM20 169V170H19ZM23 169V170H22ZM27 169V170H26ZM32 169L33 170V172H35V170H38V171H36V173L39 175V177H38V179L37 180H34V176H35V174L32 172V170H31V179L33 180V182H32V180H28L27 179V173H29V171ZM35 169V170H34ZM43 170V171H41V170ZM16 170H17V173H16ZM21 170H22V172H21ZM124 170V171H123ZM154 170H152L153 171V174H154ZM183 170V169H182ZM193 170V169H192ZM191 170V171H192ZM15 171V172H14ZM27 171V172H26ZM20 172H21V174H20ZM26 172V173H25ZM42 172V173H41ZM47 172H50V170H48ZM54 172V171H53ZM127 172V173H126ZM128 172H129V174H128ZM20 175H19V174ZM40 173H41V175H40ZM115 173V174H114ZM23 174L25 175V178L24 179H22L24 176H23ZM37 174H36V176H37ZM52 174V173H51ZM187 174H188V171H184V172H182L181 173V175H185L186 177H190L189 175L187 176ZM19 175V176H18ZM34 175V176H33ZM110 175V176H109ZM114 175V176H113ZM133 175V174H132ZM12 176V175H11ZM22 177V178H19L18 179V177ZM33 176V177H32ZM35 176V177H36ZM44 176V175H43ZM108 176V177H107ZM183 176H182V178H183ZM11 178V177H10ZM37 178V177H36ZM35 178V179H36ZM130 178H131V176H130ZM16 180V181H14V180ZM18 179V180H17ZM110 179V180H109ZM4 180L6 181V182H4ZM20 180H22V181H25V182H23L22 184H24V185H22L21 183L19 184V182L18 181H20ZM117 180V181H116ZM14 181V182H13ZM29 182V181H31V182H29V183H27V182ZM68 181H69V179H68ZM122 181H123V183H122ZM16 182V183H15ZM21 182V181H20ZM76 182V183H75ZM9 183L11 184L9 187H8V185H9ZM26 184V185H25ZM39 184V183H38ZM37 184V185H38ZM76 184V185H75ZM117 184V185H116ZM15 185V186H14ZM17 185V186H16ZM113 185V186H112ZM15 187V188H13L12 189V187ZM30 186V187H31ZM112 186V187H111ZM135 186V187H134ZM5 187V188H4ZM7 187H8V189H7ZM65 187V188H66ZM69 187V188H68ZM73 187V188H72ZM75 187V188H74ZM103 187H105V188H103ZM10 188H11V190H10ZM70 188H72V189H70ZM7 189V190H6ZM119 189V190H118ZM139 189V190H138ZM6 190V191H5ZM10 190V191H9ZM72 191V193L75 191V193L73 194V195H71L72 193H71V191ZM78 190H79V192H78ZM81 190V191H80ZM101 190V191H100ZM118 190V191H117ZM126 190V191H125ZM130 190V191H129ZM138 190V191H137ZM3 191V192H2ZM127 191H129V192H127ZM78 192V193H77ZM58 193V194H57ZM63 193V194H62ZM69 193H71V194H69ZM94 193H96V194H94ZM119 193V195H116V194H118ZM125 193V194H124ZM134 193H136V194H134ZM162 193V195H163V193H164V191L163 192H161ZM168 192H165L164 194V197H165V199H164V197H161L162 199H164V200H159V202L158 201H156V200H153V198L151 199V201L150 202H147V204L148 203H151L150 205L151 206H148L147 205V207H146V203L144 204L145 206L143 207V209L144 210H146V211H143L142 213H141V215L139 214V218H141V219H138V221H140V220H142L143 219V216L144 215H146L147 213H148V215L149 216H144V218L145 219H143V220H146V219H150V218H152V222H154V223H152V227L154 228H152V232L150 233V234H148L147 236L148 237H150L149 239L146 237L145 238V241H144V238H142L140 241H137L136 243V247L135 248H133L132 250H131V252L129 253V254H127L125 257H123L122 259V264L124 263V262H126V261H128V260H130V259H132V255L134 256L133 258H137L136 257V255H139L138 256V260H141L140 258V256H146V252H148L147 250H148V247H147V250L146 249H144V248H146V246H148V243L150 242H152L157 236H158V228H159V225L162 223V221H164V220H162V221H157L158 219H155L157 216H159L161 213L163 214L164 212V214L163 215H166V214H168L167 212H169L170 210H169V205H170V201H171V199H172V197H171V195H168L167 194ZM2 194V195H1ZM90 194V193H89ZM121 194V195H120ZM132 194V196H130ZM33 196H31V198L33 199L32 200V202H33V204H35V199H36V201L38 200V199H40L41 197L40 196H34L35 194H32ZM57 195V196H56ZM66 195H68V196H66ZM75 195V197H73ZM77 195V196H76ZM84 195H86V196H84ZM112 195V196H111ZM168 195V196H167ZM79 196V197H78ZM126 196V197H125ZM131 198H130V197ZM167 196V197H166ZM67 197H71V200H72V202L73 203H70V204H72V205H69V207H68V205L66 206V204L67 203H65V205H64V203H63V201L65 200V198H67ZM84 197V198H83ZM118 197H120V199L118 198ZM122 197V198H121ZM129 197V198H128ZM159 197V198H160ZM78 198H80V199H78ZM90 198V199H89ZM105 198H107L108 199V202H107V199H105ZM118 198V199H117ZM127 198H128V200H127ZM133 198V199H132ZM75 199H78V201L76 202V200ZM4 200V201H3ZM81 200V201H80ZM89 200V201H88ZM94 201V202H93ZM110 201V202H109ZM163 201H164V203H163ZM58 202V203H57ZM107 202V203H106ZM121 202H119V204L121 203ZM157 202H158V204H159V206H158V210L156 209V210H153V209H155L157 206H156V204H157ZM37 203V202H36ZM96 203V204H95ZM101 203V204H100ZM6 204H7V206H6ZM52 204V205H51ZM62 204V206H63V209H61L62 207L60 206ZM83 204V205H82ZM85 204H87V205H85ZM157 204V205H158ZM10 205H12V206H10ZM27 205V206H26ZM24 206H26L25 208H24ZM35 206V205H34ZM52 206V207H51ZM55 206V207H54ZM64 206H66V207H64ZM76 206V207H75ZM82 206H84V207H82ZM90 206V207H89ZM102 206V207H101ZM121 205H119V207H120ZM165 206V207H164ZM23 207V208H22ZM84 208V209H82V208ZM100 207V208H99ZM118 206H117V209L119 208ZM151 207H152V209H151ZM167 207V208H166ZM78 208V209H77ZM81 208V209H80ZM99 208V209H98ZM5 209V210H4ZM21 209V210H20ZM59 209V210H58ZM75 209V210H74ZM151 209V210H150ZM166 209H168V210H166ZM11 210V211H10ZM24 210V211H23ZM56 210H58V211H56ZM78 210V211H77ZM88 210V211H87ZM150 210V211H149ZM161 210V211H160ZM27 211V212H26ZM61 211H62V213H61ZM63 211H65V212H63ZM91 211H92V213H91ZM59 212V213H58ZM67 212H68V214H67ZM80 212V213H79ZM95 212V213H94ZM97 212V213H96ZM154 212H156V213H154ZM158 212V213H157ZM4 213V214H3ZM12 213V214H11ZM126 213H127V211H126ZM130 213V212H129ZM128 213V214H129ZM145 213V214H144ZM154 213V214H153ZM17 214L18 215H20L21 217L20 218H23V219H21L22 220V222H21V224H20V222L19 221H17V220H20V218H19V216L18 217H16L17 216ZM57 214V215H56ZM65 214V215H64ZM83 214V215H82ZM143 214V215H142ZM74 215V216H73ZM85 215V216H84ZM124 215H126L125 213H124ZM13 216V217H12ZM25 216V217H24ZM127 216L128 215H126V216H122L123 218H121L120 220H126L127 219ZM137 217V216H136ZM135 217V218H136ZM153 217H155L154 219H153ZM17 219L15 222H16V224L13 222V223H11V220H14V219ZM10 219V220H9ZM136 219V220H137ZM8 220V221H7ZM20 220V221H21ZM143 220L142 221H140V223L141 222H143ZM154 220V221H153ZM83 221V222H82ZM148 221V220H147ZM17 222H18V224H17ZM71 222H73V223H71ZM137 222V221H136ZM9 223V224H8ZM68 223V224H67ZM140 223H139V225H140ZM12 224V225H11ZM72 224H73V226H72ZM7 225V226H6ZM9 225H11V226H9ZM16 225V226H15ZM19 225V226H18ZM68 225V226H67ZM69 225H70V227H69ZM5 228H4V227ZM14 226V227H13ZM115 226V227H114ZM117 226L118 225H113V226H110V227H112V228H110V230H109V228L106 230V232H108V230H109V232L108 233H104V229H106V228H103V230H101V232H103V234L102 235H98V237H97V241L96 242H98L97 243V246L96 245H93L92 246V249L90 250V254L89 255H87V257L88 258H90L89 256L92 254V252H93V254L91 255V258L90 259H87V257L84 259V258H82V257H80V256H76V255H74V256H63L62 258H60V260H62V261H59V263L61 264H73V261H74V263L76 264H97L98 263V261L100 260L101 261V259H104V262L106 261V262H108V261H110V260H112L113 258H111L112 256L111 255H109V254H107V255H104L103 254V256H100V255H97V257L98 256H100L97 260L95 259V256H96V252H98L99 253V250H100V247H99V245H101L102 243H103V241H101V240H107V239H109L110 237H112L115 233H118V232H120V229H119V227L117 228ZM114 227V228H113ZM156 227V228H155ZM18 228H19V230H18ZM4 231H3V230ZM21 229V230H20ZM61 229H62V231H61ZM118 229V230H117ZM156 229V230H155ZM12 230V231H11ZM13 230H15V231H13ZM18 230V231H17ZM67 230H69V231H67ZM2 231V232H1ZM9 231V232H8ZM64 231V232H63ZM70 231H72V232H70ZM113 231V232H112ZM155 231V232H154ZM4 232V233H3ZM115 232V233H114ZM154 232V233H153ZM20 233V235H18ZM47 233V234H46ZM52 234V235H51ZM63 234V235H62ZM67 234V235H66ZM5 235V236H4ZM9 235H11L10 237H9ZM17 235V236H16ZM74 235V234H73ZM104 235V236H103ZM110 235V237H108ZM1 236H3V237H1ZM64 236V237H63ZM70 236V237H69ZM156 236V237H155ZM47 237V238H46ZM107 237V238H106ZM56 238V239H55ZM106 238V239H105ZM54 239V240H53ZM100 239V240H99ZM35 242V243H36ZM48 242V243H47ZM50 242V243H49ZM102 242V243H101ZM28 243H29V240H28ZM28 243H26V244H28ZM153 243V242H152ZM50 244V247L48 246ZM99 244V245H98ZM139 244V245H138ZM52 245V246H51ZM54 245V246H53ZM140 247H138V246ZM141 245H142V247H141ZM25 247H27V245H25ZM30 247V246H29ZM29 247H27L28 249H29ZM52 247V248H51ZM95 247V248H94ZM96 247H98L97 249H96ZM27 248H25V250H27ZM137 248V249H136ZM118 249V248H117ZM135 249V250H134ZM141 249V250H140ZM53 250V251H52ZM93 250H97V251H93ZM117 251V250H116ZM242 252V254H241V257H245V256H248V251L246 250L245 251V249L244 250H241ZM247 252V253H245V252ZM50 252H49V254H50ZM264 252V251H263ZM113 253H117V252H113ZM144 253H145V255H144ZM260 253H262V252H258V253H254V254H252L251 255V260H250V258L249 259H247V262L250 264V262L251 261H253V262H251V264H257L256 262H261L260 260L259 261H257V258H258V256H260ZM21 254V252L19 253V255ZM94 255V256H93ZM263 255V253L261 254V256ZM128 256V257H127ZM260 256V257H261ZM58 257V256H57ZM65 257V258H64ZM72 257V258H71ZM129 257H130V259H129ZM140 257V258H139ZM49 258H51L50 260H48ZM47 260L46 259H44V260H46V261H44L43 259H41V262H42V264H54V261L56 260L55 259V257H49ZM54 258V259H53ZM76 258L78 259H80V260H76ZM124 258H126V260H124ZM128 258V259H127ZM255 258H256V260H255ZM65 259V260H64ZM72 259H73V261H72ZM82 259V260H81ZM84 259V260H83ZM43 260V261H42ZM76 260V261H75ZM86 260V262H84ZM137 260V259H136ZM64 261H68V262H64ZM77 261H79V262H77ZM81 261L83 262V263H81ZM97 261V262H96ZM103 261V260H102ZM256 261V262H255ZM41 262H40V260L38 261V262H36L37 264L39 263V264H41ZM117 262H118V255H117V259H116V262H115V264H117ZM247 262H244V263H241V264H248ZM36 263H31L30 262V264H36ZM58 263V261H57V263H55V264H59ZM18 264H25L24 263V261H22V262H20V263H18ZM27 264H29V263H27ZM238 264V263H237ZM240 264V263H239ZM259 264V263H258Z\"/></svg>",
    "mask_w": 264,
    "mask_h": 264
}]
</instances>
